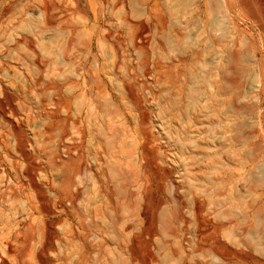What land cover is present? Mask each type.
<instances>
[{
    "label": "rangeland",
    "instance_id": "rangeland-1",
    "mask_svg": "<svg viewBox=\"0 0 264 264\" xmlns=\"http://www.w3.org/2000/svg\"><path fill=\"white\" fill-rule=\"evenodd\" d=\"M57 1V0H56ZM55 0H54V3L56 2ZM80 1V3H79V8L84 12V14H82V13H80L79 15H77V14H73V11L72 10H74V1L72 0H59V1H57L58 2V4H59V2H60V6H61V8H62V5L64 6V8H62L61 9V13L63 14V12H68V11H72L71 13H69L68 12V14L66 15L65 13V15H64V17L61 19L63 22H64V25H63V27L64 28H68L67 30H69V31H71L72 33H71V38L73 37L74 39L76 38L77 40H74L73 38V42H75L74 43V46H76V45H79L78 47H76V50H74L75 49V47H74V51H79L80 53H79V56H78V61H79V65H80V67L82 68L80 71H79V73H78V77L79 78H81L80 80H79V78H78V82H79V84H80V87H83V88H80L81 89V91L83 92V90H84V87H85V90H84V92L85 93H88V91L90 92L91 91V89H93V88H96L98 85H105V86H110V87H114V86H116V85H118V82H115L116 80H115V77L113 78L112 77V79H109V77H111L112 75H110V74H104L103 75V73H102V70H99V69H101V67H102V65H101V62H100V60H99V55H100V53H98V52H101V51H87L88 50V46L90 45V44H92L93 43V41H94V35H95V37L97 36V34H99V32L101 33L104 29L105 30H107L108 29V32H110L112 35H116V33H117V36L119 37V40L122 42V43H125L124 45H125V47L127 46V51H121L122 53H124V54H121L120 56L122 57L123 55H124V59L125 58H127V59H125V61L129 64V66L132 68H135V69H131V73H133L132 75L129 73L128 74V76L129 77H125V78H128L129 79V81H128V79H126L127 81L126 82H128L127 84H129V86L131 85V86H134V87H131L132 88V90H133V88H135L134 90H135V94H137V95H135V96H137L136 97V99L138 98V102H137V100H136V102H137V105H138V103H139V105L141 104V106L139 107V105L137 106V107H135L133 104H132V107L131 106H127L126 107V105H127V103L125 102L127 99H123V100H121V103L123 102L124 104H121L122 106H124L125 107V111L127 112V114L125 115H123L124 117H125V119L124 118H122L123 116H120V118H117V117H115V118H112L113 120L114 119H116V120H112L111 118H110V120H109V118H107V120H109L108 122L111 124L112 123V125H113V127H110V126H112V125H110L109 123H107V124H109L108 126H107V124H106V122H107V120L106 119H104V116H102V115H100V114H98V115H100V117L99 116H97L96 118L98 119H96L95 117V119L98 121H96V126H97V131H99V130H103L104 129V127H105V129L103 130L104 132L102 133V131H100V132H94V130H96V127H95V129H93V128H91V125H90V122L87 120L88 118H90V117H88V104H89V101H87V99H85V101L83 100L82 101V104H80V108L81 109H79V111H75L74 110V108H72V106H71V108H70V111L68 112V113H66L65 111H60L59 113H58V118H60V129H62L63 131H64V133L63 134H66V135H64L63 136V134L62 135H60V133H58V132H55V134L56 133H58L60 136L58 137V136H56L54 133V138H56L57 139V142L54 144L53 143V145H55V147L52 145V147H54V149L51 147V149H53V152H50L51 153V156H52V153H54V151H58V153L61 155V157H62V159L65 161V158H66V161H68L67 159H69V161H70V166L72 165L73 167H70L69 168V165H68V162H66L65 161V164H66V166H65V168L67 169H65V172H64V175H65V177L66 178H68V179H70V180H72V182L70 181V180H68V182L70 181V183H69V187L67 188V193L68 194H70V195H68L67 193H66V196H69V197H67L66 198V200L68 199L69 200V202H68V200L67 201H65V209H64V214L63 213H61V211L60 210H56V211H54L55 212V214H53L52 216H49V218L48 219H50V220H58V218H59V220H60V223H62L63 221H62V219L64 220H66L65 222H63V224H65V223H67V225H69V226H67V225H63V224H60V223H58V224H56V226H55V229L56 230H54V232L55 233H57V235H59L58 236V239L59 240H57V241H55L53 244V247L55 248V256L53 257V256H51V254L50 255H48L51 259H53V260H55L56 259V256H58V258H61V259H63V261L64 260H68L69 259V262L71 261V259H70V257H71V255H70V251H69V249H68V247H66V249L65 250H63L64 248H65V246H67V244H66V240L65 241H63L64 239H66V235L65 234H69V231H70V227H72V229L74 230V232L76 233V234H78V236H79V239H80V237H82V241H81V239H80V242H81V244H82V242H84L82 245V247H83V254H84V259H82V261H81V263L80 264H95V263H97V262H101V263H103L105 260L106 261H111V264L113 263V264H116V261H117V259H118V256H117V250H118V248L117 247H119L120 245H116V242L117 241H119V243H120V239L119 238H121V237H119L118 238V236L117 235H115V234H113V233H111L110 232V225H109V227H107V223H105V221L107 222L108 221V224H109V220H108V218H110V216L111 215H109V217H108V214H110V213H112L113 212V210H110V211H108V213H105L106 211H104L105 209H104V207L106 206V204H110V206H111V208L112 209H114V214H112V216H114V219H116L117 218V215H119V210L120 209H117V208H119V206H121L120 208L122 209V208H124L125 207V209H126V211H127V216H128V220H132L131 222L130 221H128V226H129V233H128V235L130 236V237H128L127 239H130L129 241H127V242H129V244H127V248H128V259H129V264H164V263H166V264H173V262H171L170 260H168L167 262H164V260H165V257L166 256H169L170 254H172V253H174L175 252V254L177 255V254H179L177 257H178V259H179V261H182V258H183V261H186L187 262V264L189 263V264H197V263H199V264H220L219 263V260H217L216 261V259H215V257H214V255L213 256H211V254H210V256H209V253H207V255L206 254H204L203 253V256H201V254L200 255H198V253L197 252H194V250H193V242H195L194 243V245L196 244V242H197V240L201 237V235H204V236H202L203 237V239H204V241L206 242V240L205 239H208L207 241L208 242H206V243H209V241L210 242H212L213 240H214V238H215V234H214V232H212L213 230H212V225L214 226V222H216V223H218V224H222V221L221 220H223V219H225L227 216V218H226V220H224L223 221V225H225V227H231L230 225H232V223H233V225L232 226H234L235 225V223L237 224V227H241L240 229H242L244 232V234H243V238H242V240H245V241H243V247H239L240 249H242V250H239V248H236L237 250H239V251H242L241 252V255L240 256H237L236 257V255H234L233 253H232V247H231V245H230V242H229V240H228V238L227 239H225V237L227 236H229V235H225V234H223L224 235V237H223V235L221 236V237H223V238H221V239H223L222 241L223 242H227L226 244H224V248H223V251L225 252L224 254V256L225 257H227V255H228V257L227 258H225V260H223L224 262L223 263H221V264H264V249H263V247H264V0H229V8H228V10H225V14L223 15V17H222V20H224V23H223V25H224V31H225V35H226V44H227V53H228V55H229V53H230V51H231V49H232V51H237L239 54H238V58L236 59L237 61H233V62H231V60L227 57L226 58V62H227V64H226V78H227V80L229 81V79H232V80H235L234 82H236V84H237V87H238V90H237V92L238 93H240L239 95H238V98H237V101H239V102H237V104H238V106L240 107V117H238V121L239 120H242V121H239V122H241V126L242 127H240V132H241V134H244L243 136H244V138H243V147L244 148H242V157L244 158H242V160H244V161H241V166H242V171H241V169H239V170H236V171H234V170H232V168L230 167V166H224L223 165V163L225 164V162L224 161H222V163H220L219 164V160H220V156L218 155V154H220V151L218 152V150H220V148H218L217 146H219V144L221 143V144H223V143H226V146H227V148H228V145H229V143H228V141H227V136L229 135V133L227 134V136L226 135H224V134H221L222 136H225V138H226V141L224 142L223 141V139H221L220 138V136H219V134H218V137L222 140V142L221 141H218V139H217V135H216V133L218 132V130H219V128L220 127H217V128H212L211 127V125L208 123V121L207 122H204V120L203 119H199L198 121L199 122H201L200 124L199 123H195L194 121V123L192 122V120L193 119H191V117L192 116H190V117H188L189 119H191L190 121L189 120H187V119H185V118H187V117H183V118H181L180 116H178L179 118H181L180 120H178L177 119V117H176V115H174L175 117L173 118L172 116H167V115H165V114H163L162 115V112H160L158 109V111L161 113L160 114V116H158V114H159V112L157 113V116L155 115L156 114V109H154L153 110V108H159V106H161L160 108H163L162 106L164 105V102H161V101H163V99L162 98H160V97H158L159 99H160V102H158L157 103V101L159 100L157 97H154L155 95H156V93H158V91H156V90H159V89H157L161 84H160V82L158 81V82H156L155 81V84H154V80L153 79H155L156 80V78H153L152 79V77H155V75L154 76H151V75H153V73L151 72L150 74H148L149 76L147 77L146 75L147 74H143L144 73V70H143V68H142V65L140 66V64H142V54H140V53H142L143 52V50H144V52L147 54V55H149V62H150V64L152 63V62H155L156 61V59H155V54L158 56V58L157 59H160L161 57L159 56V54L156 52V51H154V45L153 44H151V42H152V37L154 36V34L152 33L153 31V29H152V23L150 24V31L148 30L147 31V34H146V36H148V37H146L145 36V34L144 33H146V32H144L142 35H143V37H146V39H148V40H146L145 42L146 43H144V44H142L141 46H142V48L141 49H143L142 51L140 50V53H136V52H139V51H134V50H132V48L130 47V41H129V37H128V30L124 27V26H122V25H120L121 24V21L119 20V17H118V14H116V13H114L115 15L114 16H111V15H113V14H111L112 12H115L114 10H112L113 9V4L114 3H116V2H114V1H116V0H94V3H93V1L92 0H79ZM91 1V2H90ZM190 1V2H189ZM192 1V2H191ZM197 1V2H196ZM196 1H194V0H188V3H187V8L184 6H181V9H180V6L179 7H175V11H173L170 15H173V18H172V16H170V15H167V17H166V23H167V25H170L169 27H170V30H168V32H169V34H170V36L172 35V33H171V31L172 30H174V29H176V30H178V31H180L181 30V32L183 33V34H185L186 33V31L188 32V35H191L192 37H196L197 36V34L200 32V22H199V20H198V14H197V12H196V10H197V8H196V4H198V0H196ZM1 2H2V4H1ZM50 2V0H0V6H7V7H9V6H12L13 7V10H12V14L14 15V16H16V15H18V12H20L19 10L20 9H24L23 7H24V5H26L25 6V8L27 7V5H28V7H30V10H31V7H32V12L33 11H35L34 12V16H36L35 18H37V22L38 21H41V18L43 19V17L41 16V17H39L40 15H38V13L40 12V10L42 9V7L45 5V4H47V3H49ZM101 4H100V3ZM196 2V3H195ZM236 2V3H235ZM3 3H4V5H3ZM44 3V4H43ZM73 3V4H72ZM92 3V4H91ZM96 3V4H95ZM112 3V4H111ZM190 3H192V4H190ZM193 3H194V5H193ZM56 4V3H55ZM64 4H66V5H64ZM81 4V5H80ZM190 4V5H189ZM30 5V6H29ZM43 5V6H42ZM69 7H68V6ZM73 5V6H72ZM92 5L94 6V7H92ZM192 5V6H191ZM244 7H243V6ZM41 6V7H40ZM82 6H83V8H82ZM97 6V7H96ZM102 6V10H101V7ZM105 6V7H104ZM109 6V7H108ZM111 6V7H110ZM65 7H67V8H65ZM72 7H73V9H72ZM84 7H86V9H84ZM246 7V8H245ZM250 7V8H249ZM11 8V7H10ZM33 8H34V10H33ZM70 8V9H69ZM106 8H108V11L106 10ZM248 8V9H247ZM12 9V8H11ZM63 9H66V11H63ZM94 9H95V11H94ZM104 9H105V12H104ZM110 9H111V11H110ZM183 9V10H182ZM243 9V10H242ZM244 9H246V10H244ZM177 10V11H176ZM178 10H180V13H179V11ZM185 10V11H184ZM187 10V11H186ZM248 10H250V11H248ZM11 11V10H10ZM14 11V12H13ZM17 11V12H16ZM86 11V12H85ZM92 11H94V12H96V14H94ZM101 11V12H100ZM185 12L184 14H183V12ZM194 11H195V14H194ZM248 11V12H247ZM15 12L17 13L16 15H15ZM31 12V11H30ZM89 12V13H88ZM110 12V13H109ZM187 12V13H186ZM228 12V13H227ZM37 13V14H36ZM102 13V14H101ZM104 13V14H103ZM175 14V18H174V14ZM188 13L191 15H194V17L191 15V17L188 15ZM71 14V15H70ZM107 16H106V15ZM109 14V15H108ZM37 15H38V17H37ZM72 15H74L73 16V18H72ZM86 15H87V17H89L87 20H86ZM94 15H96V16H94ZM103 15H105V16H103ZM188 15V17H186ZM71 16V17H70ZM83 16V17H82ZM101 16V17H100ZM171 18H170V17ZM176 16H178L177 18H176ZM8 17V16H7ZM6 16L5 17H1V18H3V19H5V20H7L6 18H7ZM65 17H66V19H65ZM77 17V18H76ZM104 17V18H103ZM107 17V18H106ZM116 17V18H115ZM193 17V18H192ZM196 17V18H195ZM96 18V20H94ZM112 18V19H111ZM169 18V19H168ZM181 18H183V21H185V22H182V19ZM186 18V19H185ZM187 18H191V20H189V19H187ZM195 18V19H194ZM224 18V19H223ZM40 19V20H39ZM103 19H104V21H103ZM107 19V20H106ZM173 19V20H172ZM174 19H175V21H178L179 23H181L182 25H189V24H191V25H193L192 27H191V25H189L188 27H182V25L181 24H179L178 22V24L174 21ZM176 19H179V20H176ZM185 19V20H184ZM60 20V21H61ZM65 20V21H64ZM172 20V21H171ZM189 20V21H188ZM193 20V21H192ZM75 21H76V23H75ZM95 21V22H94ZM98 21H99V23H98ZM106 21H107V25L105 24L106 23ZM192 21V22H191ZM199 23H198V22ZM62 22V23H63ZM174 22V23H173ZM0 23H1V20H0ZM10 24L8 21L4 24H2V26L4 27V25L5 26H8V24ZM42 23V21L39 23L38 22V24L36 23V26H38V25H40ZM99 24V26L97 27V24ZM103 23H104V25H103ZM176 23V24H175ZM186 23V24H185ZM193 23V24H192ZM94 24H95V26H94ZM109 24V25H108ZM112 24V25H111ZM175 24V25H174ZM226 24V25H225ZM166 25V26H167ZM178 25H180V27L178 26ZM32 26V25H31ZM34 26V25H33ZM30 27L29 26V31L28 32H30V34L32 33V36L31 35H29V36H31V38L33 39L32 40V42H33V44H34V46H33V51L34 52H36V55H37V57H38V55H39V53H40V56L38 57V60H39V58H40V60L42 61H40L39 60V62H41L42 63V67H41V69L39 70V71H37L38 73H35V74H37V75H35L34 73H29L28 71H27V69H26V67H25V65H24V67H22L23 66V64H22V66H21V64H20V62L18 61H15L16 63H14L13 64V66H14V70H15V72H13V70H10V72H11V74L13 75V74H15L14 76H15V78H14V80L12 81V86H13V88L16 90V91H14V89H12V93L16 96V98L14 99V101L12 102V103H10V102H8L7 100H5V99H3L2 101L3 102H1V100H0V112L1 111H3L2 113H0V137H1V141L2 142H0V145L2 146H0V166H2L0 169H7V170H9V167L12 165V164H15L16 162H17V164H19V163H21L22 162V160H21V158L17 155V153H16V149L19 147V146H22V147H24V145L26 144H28L29 146H26V147H24L31 155H35V156H33L34 158H35V160L36 161H38L37 163H39L40 165H42L43 167L46 165V159H45V156H43L42 154H41V152H39V149H40V146H38L37 144H39V143H37L36 141H35V136H36V134L38 133V131L39 130H42V128H44L43 126H47L49 123H50V121L52 122L53 121V119H52V117H50L48 120L46 119V118H44L43 117V114H41L42 112H40V111H44V113H48V112H50V113H52V112H54V107H53V101L52 100H50V98H49V94H46L44 97V99H45V101H47V99H48V101H47V103L46 102H44V106L42 107V106H40L39 105V103L36 101V102H34V99H31V100H29V101H26V103H25V100L23 101V97H22V95H21V93L20 92H18L17 91V89L18 88H23L24 89V87H26V85L27 84H30L32 81H34V78H36V77H40L41 78V80H48L49 78L48 77H50V79L52 78V80L54 79V81L56 82V83H58L60 80L59 79H61L60 78V74H59V70H60V72L61 71H65V68L60 64L59 66H60V68L61 69H63V70H61L60 68H59V66H58V64H57V62L58 61H60V59L58 58V57H60L61 58V55H59L57 52L58 51H62V46H63V43H64V40H65V38H59V40L57 41V44H54V43H50L49 41V35L47 34L46 35V33H45V35L44 34H41L40 33V31H39V28L38 27ZM66 26V27H65ZM94 26V27H93ZM103 26V27H102ZM107 26V27H106ZM70 27V28H69ZM74 27H76V28H74ZM122 27V28H121ZM169 27L167 26V28L169 29ZM35 30H34V29ZM95 28V29H94ZM101 28H102V30H101ZM109 28H112V29H109ZM114 28V29H113ZM124 28H125V31H127V33L124 31ZM185 28H188V29H186L185 30ZM33 29V30H32ZM38 29V30H37ZM77 29V30H76ZM91 29V30H90ZM122 29V30H121ZM172 29V30H171ZM190 29H191V31L193 30V31H195V32H190ZM36 30H37V32H36ZM86 30V31H85ZM110 30V31H109ZM183 30V31H182ZM199 30V31H198ZM232 30V31H231ZM35 31V32H34ZM77 31H78V33H77ZM88 31H90V32H88ZM94 31V32H93ZM184 31H185V33H184ZM38 32H39V34H38ZM113 32V33H112ZM123 32H125V33H123ZM11 33H13L14 34V32H9V34L10 35H8V32H4V33H1L0 32V53L1 52H3V51H5L4 53H2V54H8V55H10L9 53L11 52V51H13L12 52V54L14 53V55H15V51H18V50H16L15 48H14V43H13V41H14V38H15V36L13 35V34H11ZM73 33H77V34H73ZM87 33H89V34H87ZM91 33H92V35H91ZM94 33V34H93ZM118 33H119V35H118ZM191 33V34H190ZM233 33V34H232ZM187 34V33H186ZM5 35V36H4ZM8 35V36H7ZM43 37H42V36ZM73 35V36H72ZM90 37H89V36ZM240 35V36H239ZM41 37V38H40ZM90 38H91V40H90ZM13 40V41H12ZM153 40H154V37H153ZM172 40V39H171ZM78 41V42H77ZM173 42H171V51H172V54L171 53H169L171 56H173V57H171L169 54V56H170V58L172 59V60H178V59H184V57H185V55H187V51H185L186 50V48H185V45H184V47L182 46V44L180 45V44H178V43H176L174 40H172ZM91 42V43H90ZM127 43V44H126ZM174 43V44H173ZM89 44V45H88ZM173 44V45H172ZM177 45H179L178 46V50L180 49V52L179 51H175V50H177L176 49V46ZM180 47V48H179ZM187 47V46H186ZM59 48V49H58ZM185 48V49H184ZM14 49V50H13ZM129 49V50H128ZM153 49V50H152ZM183 49V50H182ZM235 49V50H234ZM73 50H71V51H73ZM6 51H8V53L6 52ZM21 51V50H20ZM23 51V50H22ZM37 51H40V52H37ZM42 51V52H41ZM45 51V52H44ZM52 51V52H51ZM184 51V52H183ZM50 52V53H49ZM104 52V51H103ZM120 52V51H119ZM120 52V53H121ZM143 52V53H144ZM154 53V58H153V53ZM156 52V53H155ZM178 52H179V54H178ZM186 53V54H183V53ZM56 53H57V55H58V57H57V55H56ZM68 53H70V51H68ZM93 53V54H92ZM104 53H106V54H108V55H106L105 54V56H106V58L108 57L109 59L107 60L109 63H107V64H110L111 62H112V55H110V52H107V51H105ZM174 53H175V55H176V57H175V55H174ZM12 54L10 55V56H12ZM43 54V55H42ZM90 54V55H89ZM99 54V55H98ZM178 54V55H177ZM55 55H56V57H55ZM68 55V54H67ZM70 55V54H69ZM68 55V56H69ZM94 56V57H93ZM95 56H97V57H95ZM110 56V57H109ZM128 56V57H127ZM156 56V57H157ZM178 56V57H177ZM181 56V57H180ZM43 57H44V59H43ZM45 57H47V58H45ZM140 57H141V59H140ZM94 58H96V59H94ZM98 58V59H97ZM111 58V59H110ZM128 58H129V60H128ZM151 58H152V60L153 59H155L154 61H152L151 60ZM54 59L56 60V61H54ZM58 59V60H57ZM140 59V60H139ZM44 60H46V61H44ZM52 60H53V64H52ZM87 60V61H86ZM90 60V61H89ZM128 60V61H127ZM151 60V61H150ZM242 60V61H241ZM96 61V62H95ZM137 61H141V63H139V62H137ZM167 61V60H166ZM44 62V63H43ZM46 62V63H45ZM47 62L49 63V64H47ZM56 62V63H55ZM85 62H86V64H85ZM98 62V63H97ZM97 63V64H96ZM20 64V65H19ZM44 64H46L47 65V67L44 65ZM56 64V65H55ZM95 64V65H94ZM133 64V65H132ZM234 64V65H233ZM50 65V66H49ZM52 65V66H51ZM87 65V66H86ZM43 66H45V68H47L46 70H44L45 68L43 67ZM54 66H56L55 68H54ZM58 66V67H57ZM86 66V67H85ZM98 66V67H97ZM17 67V68H16ZM20 67V68H19ZM49 67V68H48ZM55 69V71H57L56 69H58V71H57V73L54 71V69ZM84 68V69H83ZM182 66H181V70H182ZM51 70V71H50ZM85 70V71H84ZM141 70V71H140ZM181 70H180V72H181ZM28 72L29 74H30V77L28 78V73L26 74L25 72ZM94 71V72H93ZM100 71V73H98V76H99V78L100 79H98V77H97V73L95 74V72H99ZM40 72H42V74L40 73ZM51 72V73H50ZM54 72H55V74H54ZM67 72V71H66ZM87 74H86V73ZM91 72V73H90ZM7 73V72H6ZM23 73H25V74H23ZM45 73V74H44ZM85 73V74H84ZM92 73L93 74H95V75H92ZM54 74V75H53ZM82 74V76L80 77V75ZM84 74V75H83ZM89 74H91V76L89 75ZM26 75H27V77H26ZM31 75H35V76H31ZM46 75H50V76H48V77H46ZM56 75V76H55ZM135 76V77H132L131 78V76ZM144 75L146 76V77H144ZM22 76V77H21ZM58 76V77H57ZM69 76H71L70 74H69ZM89 76V77H88ZM71 77H73L74 78V76H71ZM108 79H107V78ZM23 78V79H22ZM45 78V79H44ZM95 78V79H94ZM104 79V81H103V79ZM105 78H106V80H108V81H110V80H113V81H110V83L109 82H106L105 81ZM134 78V79H133ZM29 79H31V80H29ZM90 79V80H89ZM98 79V80H97ZM131 79V80H130ZM141 79V80H140ZM87 80V81H86ZM181 82V79H180V76H178V78H177V80H176V84H179L180 82ZM31 81V82H30ZM97 81V82H96ZM131 81V82H130ZM227 81V82H228ZM94 82V83H93ZM106 82V83H105ZM112 82H114L113 84H112ZM153 82V83H152ZM25 83V84H24ZM101 83V84H100ZM150 83H152V84H150ZM159 84V86L156 88V86H154V88L152 87V88H150L151 87V85L153 86V85H156V84ZM32 84V83H31ZM98 84V85H97ZM107 84V85H106ZM149 84V85H148ZM86 85V86H85ZM97 85V86H96ZM146 85V86H145ZM88 86V87H87ZM90 86V87H89ZM92 86V87H91ZM94 86V87H93ZM150 86V87H149ZM252 86V87H251ZM148 87H149V89H148ZM161 87V86H160ZM159 87V88H160ZM91 88V89H90ZM155 88H156V90H155ZM254 88V89H253ZM87 89V90H86ZM143 89L145 90V91H143ZM155 90V92H154V90ZM161 89V88H160ZM65 90L66 89H64V93H65ZM148 90V91H147ZM151 91V93H150V91ZM115 92H117V91H115ZM148 92V93H147ZM152 92H153V94H152ZM119 92H117V94H118ZM147 93V94H146ZM155 93V94H154ZM17 94V95H16ZM151 95L153 96V97H151ZM148 96V97H147ZM17 97H18V99H17ZM19 97H22V98H19ZM152 98H153V100L155 101H153L152 100ZM18 101H17V100ZM20 100V101H19ZM226 101L227 102H229L228 101V99H226ZM21 102V103H20ZM31 102H33V103H31ZM48 102H50V103H48ZM85 104H84V103ZM86 102H88V103H86ZM128 102V105H131V103H129V101H127ZM3 103V104H2ZM28 103V104H27ZM157 103V104H156ZM162 105H161V104ZM46 104H48V105H46ZM87 104V105H86ZM14 106V107H11V106ZM27 105V106H26ZM33 105V106H32ZM37 105V106H36ZM39 105V106H38ZM47 107H46V106ZM83 105V106H82ZM156 107H155V106ZM159 105V106H158ZM228 103H227V105H226V107H224L223 108V110H222V112L220 111V119L223 117V119H222V121H224V120H229L230 122H231V125H232V123L234 124V122H235V120L233 121L232 120V117H231V112H230V110H229V107H228ZM27 108H26V107ZM85 106H87V107H85ZM32 107V108H31ZM34 107V108H33ZM37 109H36V108ZM83 107V108H82ZM130 107V108H129ZM143 108V110H141L142 108ZM14 108V109H13ZM44 108V109H43ZM51 108V109H50ZM142 111V112H144L145 114H147V115H139V109ZM29 109H30V111H29ZM31 109H33V110H35L34 111V113H33V110H31ZM49 109V110H48ZM83 109V110H82ZM129 109V110H128ZM136 109V111L138 112H136V111H134ZM152 110V112H151V110ZM225 109V110H224ZM39 110V111H38ZM80 110H81V112H80ZM131 110V111H130ZM145 110V111H144ZM147 110H149L148 112H147ZM229 110V111H228ZM246 110H248V111H246ZM83 111V112H82ZM155 111V112H154ZM5 112V113H4ZM13 112V113H12ZM14 112H16L15 113V115H14ZM33 114H32V113ZM73 112V113H72ZM87 112V113H86ZM5 115H4V114ZM29 113H31V114H29ZM62 113H64V114H67L66 116L67 117H63V116H65L64 114H63V116H61L62 115ZM71 113V114H70ZM75 113H76V115H75ZM80 113V114H79ZM132 113V115H130ZM135 113V114H134ZM137 113V114H136ZM152 115H151V114ZM228 113V114H227ZM2 114H3V116H2ZM37 114V115H36ZM61 114V115H60ZM70 114V115H69ZM78 114H79V116H78ZM86 114H87V116H86ZM129 114V116H127ZM148 114H149V116H148ZM223 114V115H222ZM17 115V116H16ZM42 115V117H40ZM75 115V116H74ZM91 115V113L89 114V116ZM134 115H136V116H134ZM138 115V116H137ZM163 117H162V116ZM230 115V116H229ZM14 116V117H13ZM39 116V117H38ZM70 116V117H69ZM72 116V117H71ZM94 116H96L95 114H94ZM101 116H102V118H101ZM127 116V117H126ZM7 117V118H6ZM36 117V118H35ZM76 117H80L79 119L78 118H76ZM83 117H84V119L86 118V120H87V122H86V120H85V122H83L84 121V119H83ZM138 117V118H137ZM140 117L142 118V119H140ZM147 117H149V118H147ZM154 117V118H153ZM157 117V118H156ZM168 117V118H167ZM170 117V118H169ZM14 118V119H13ZM25 118V119H24ZM39 118L41 119V121L39 120ZM46 119V120H44V119ZM71 118V119H70ZM146 118V119H145ZM160 118H162V119H160ZM16 119V120H15ZM34 121H33V120ZM52 119V120H51ZM62 119H70V121L68 122V123H66V124H64L65 122H61L62 121ZM77 120V122H78V129H76L75 130V128H73L74 126L72 125V123H71V121L72 120ZM83 119V120H82ZM118 119H120V120H118ZM148 119V120H147ZM38 120V121H37ZM44 120V121H43ZM79 120V121H78ZM81 120V121H80ZM114 122H112V121ZM118 120V121H117ZM138 120H141V121H139V122H142V123H139L138 122ZM144 120V121H143ZM201 120H203V122L201 121ZM36 121H37V123L40 121V123H44V125L43 124H41L40 125V123H39V125L36 123ZM48 123H46V122ZM148 121V122H147ZM160 121H161V123H160ZM206 121V120H205ZM212 121V120H211ZM229 121H227L226 123H227V125L228 124H230V122ZM233 121V122H232ZM10 122V127L9 126H7L8 125V123ZM103 122V123H102ZM122 122V123H121ZM137 122H138V126H137ZM144 122V123H143ZM191 122V123H190ZM245 122V123H244ZM15 123V124H14ZM25 123H27V124H25ZM47 125H46V124ZM85 123H87V124H85ZM117 123V124H116ZM119 123H121V124H119ZM165 123V124H164ZM188 125H187V124ZM193 123V125L194 126H192L191 124ZM203 123H206L207 124V126L206 127H203L204 125H206V124H203ZM5 124V125H4ZM30 124V125H29ZM70 124V125H69ZM80 124H82L81 125V127H80ZM140 124H141V126H140ZM143 124V125H142ZM185 124V125H184ZM191 126H190V125ZM208 124H209V127H208ZM14 125L15 126V128H18V129H16L15 130V128H13L12 126ZM17 125V126H16ZM26 125V126H25ZM33 125H37L36 126V130H35V126H33ZM65 125V126H64ZM84 125L85 126H87V128L86 127H84ZM100 126V128L101 129H98L99 128V126ZM103 125H106L107 127H108V129L109 130H111L112 128L114 129V130H116V131H118L117 133H115L116 134V136H115V134H114V132H113V134H112V131H109V132H111V134H110V136H111V139H113V142H114V144H112L111 146L112 147H115V148H112V149H110V148H103L102 147V145H104V143H102L103 141H104V138H103V136H104V133L106 134V132L108 131V130H106V126H103ZM119 125V126H118ZM159 125V126H158ZM166 125H167V127H166ZM181 125V126H180ZM182 125H184V126H182ZM199 127V128H201L202 127V130L200 129V131L202 132H200V131H198L197 133L195 132L196 131V129H197V126ZM23 126V127H22ZM72 126V127H71ZM89 126H90V128L91 129H93V130H91L90 128H89ZM190 128H189V127ZM216 126V125H215ZM260 126V127H259ZM41 127V128H40ZM64 127V128H63ZM72 128V129H70V128ZM103 127V128H102ZM117 127H119V129L117 128ZM139 127V128H138ZM174 127V128H173ZM185 127V128H184ZM188 127V128H187ZM195 127H196V129H195ZM207 127H208V129H211L212 130V132H210V130L208 131V129H207ZM8 128H9V130H8ZM13 129V131H12V129ZM40 128V129H39ZM68 128V130L66 131V129ZM77 128V127H76ZM81 129V131H82V137L84 138V141L82 140L83 138L81 137V136H78L79 134H77V132ZM111 128V129H110ZM115 128H117V129H115ZM125 128V129H124ZM138 128V129H137ZM159 128H161V129H159ZM163 128V129H162ZM171 128H173V129H171ZM188 129V132H195L194 133V135H193V133H191L190 132V134L188 133L187 135H190L189 137L187 136V138H190V139H188V141L189 140H192V141H195V144H194V142H188V141H186L187 140V138H186V136H185V134L183 133V131L182 130H187ZM199 128H198V130H199ZM205 129V131H204V129ZM19 129L21 130V131H19ZM33 129H34V132H33ZM87 130V133H85V130ZM127 129H128V131H127ZM131 129H132V132H131ZM133 129H135V130H137V132L135 131V130H133ZM165 129V130H164ZM174 129H176V130H174ZM194 129V130H193ZM8 130V131H7ZM15 130V131H14ZM84 130V131H83ZM90 130H91V134H92V136H93V138H91L92 136H89V138L88 139H90L89 141H90V143H92V144H90L89 143V141H88V139L86 138V136H88L87 134H89V135H91L90 134ZM113 130V131H114ZM160 130V131H159ZM178 130H179V132H178ZM180 130H181V132H180ZM190 130V131H189ZM214 130V131H213ZM88 131H89V133H88ZM115 131V132H116ZM165 131V132H164ZM168 131V132H167ZM217 131V132H216ZM12 134H11V133ZM40 132V131H39ZM76 132V133H75ZM80 132V131H79ZM109 132L107 133L108 135H109ZM135 132H136V134H135ZM163 132V133H162ZM167 132V133H166ZM208 132H210V133H208ZM216 132V133H215ZM33 133V134H32ZM97 133H101L102 134V136H100L101 134H99L98 135V137H97V140H96V135H97ZM140 133V134H139ZM176 133V134H175ZM178 133V134H177ZM180 133V134H179ZM198 133H199V135H198ZM200 133L201 134H203L204 135V137L203 138H205V139H203V138H201V136H203V135H200ZM212 133V135L210 136L209 134H211ZM13 134H14V136H13ZM17 134V135H16ZM77 134V135H76ZM96 134V135H95ZM132 134H133V136H132ZM165 134V135H164ZM205 134H206V137L208 138V137H210V138H208L209 139V141L214 137L213 136V134H215L216 136H215V138H216V142H218V143H215V144H217V145H215V144H212V142L211 143H209V141H208V139L205 137ZM253 134V135H252ZM5 135H6V137H5ZM18 135H21L20 136V138L19 137H17ZM34 137H33V136ZM139 135V136H138ZM179 135V136H178ZM180 135H182V136H180ZM209 135V136H208ZM32 136V137H31ZM78 136V137H77ZM113 136H114V138H113ZM166 136V137H165ZM198 136V137H197ZM221 136V137H222ZM5 137V138H4ZM17 137V138H16ZM23 139H22V138ZM25 137V138H24ZM67 137V138H66ZM116 137V138H115ZM135 137V138H134ZM168 137V138H167ZM247 137V138H246ZM256 137V138H255ZM6 138H8V139H6ZM60 138L62 139V140H60ZM64 138H66L65 140H64ZM79 138H81V139H79ZM86 138V139H85ZM94 138H95V140H94ZM102 140H101V139ZM119 138V139H118ZM120 138L122 139L121 141H120ZM224 138V139H225ZM253 138V139H252ZM18 139H20V140H17ZM25 139V140H24ZM52 139H53V137H52ZM56 139H53L52 141L54 142V140H56ZM79 139V140H78ZM127 139V140H126ZM176 139H178L179 141L177 142L176 141ZM207 139V140H206ZM219 139V140H220ZM22 140H24V141H22ZM29 140V141H28ZM31 140H33V142L31 141ZM58 140L60 141L59 143H58ZM64 140V141H63ZM86 140H87V143H86ZM93 140V141H92ZM102 141V142H99V141ZM114 140H118L117 142H115ZM124 140V141H123ZM126 140V141H125ZM132 140V141H131ZM177 143H175L174 141ZM183 140V141H182ZM207 141V143H206V141ZM80 141V142H79ZM83 143H82V142ZM96 141L98 142L97 144H96ZM130 141V142H129ZM183 142V143H180V142ZM13 142V143H12ZM18 142H19V144H18ZM63 142V143H62ZM121 142H123V143H121ZM130 144H129V143ZM172 142V143H171ZM4 143V144H3ZM7 143H9V146H13V147H9V146H7L8 144ZM35 143H36V145H35ZM58 143V144H57ZM85 143V144H84ZM101 143V144H100ZM179 143V144H178ZM190 143H193V144H190ZM201 143V144H200ZM245 143V144H244ZM261 143V144H260ZM5 144H7L6 146H5ZM14 144V145H13ZM62 144H65V146H62ZM82 144V145H81ZM93 144H95L94 145V147H99L100 146V149L99 150H101V152L99 153V151L96 149V148H94L93 149V147H92V145ZM117 144H121V147H123V148H121L120 146H117ZM129 144V145H128ZM176 144V145H175ZM182 144H184V145H188V148L185 146L184 147V145H182ZM81 145V146H80ZM91 145V146H90ZM106 145V144H105ZM104 145V146H105ZM117 146V148H116V146ZM137 145V146H136ZM179 145H182V146H179ZM215 145V146H214ZM225 145V144H224ZM35 146H36V148H35ZM38 146V147H37ZM57 146H59V147H57ZM63 148H62V147ZM69 147V148H67V147ZM191 146H198L199 148H193V149H191L192 147ZM225 146V147H226ZM5 147V148H4ZM8 147V148H7ZM64 147H66L67 149H71L70 150V153L71 154H69V155H66L68 152H69V150L66 152L65 150V148ZM80 147V149H78ZM105 147H108V146H105ZM118 147H119V150H118V152H116V151H114L113 149H115V150H117L118 149ZM142 147H143V149H142ZM144 147H145V149H144ZM176 147V148H175ZM178 147H180V150H182V151H178ZM191 147V148H190ZM202 147V148H201ZM254 147V148H253ZM6 150L5 152L7 153V155L5 154V152L3 151L4 149ZM11 148H13V149H11ZM38 148V149H37ZM58 148H59V150L61 151V150H64V152L62 151V152H60L59 150H58ZM90 148H92V149H90ZM185 148V149H184ZM218 148V149H217ZM11 149V150H10ZM82 149V150H81ZM97 151H96V150ZM122 149V150H121ZM188 149V150H187ZM190 149V150H189ZM196 149V150H195ZM208 149V153L210 154H205L207 151H204V150H207ZM209 149H211L210 151H209ZM217 149V150H216ZM251 149H252V151H254V152H251ZM10 150V151H9ZM13 150V151H12ZM79 150H81V152H79ZM90 150L92 151V152H94V153H92V152H90ZM105 150H107L108 152L107 153H110L109 152V150H112L111 151V153L113 154V155H115L114 157L116 158V156L118 155V153L120 154V156L121 157H118L117 156V159H116V161H115V159H112L113 157V155H111V156H109L107 153H106V151ZM148 150V151H147ZM193 151V154L191 153V152H189V151ZM197 150H200L202 153H200V152H198ZM213 150V151H212ZM214 150H216V154L218 155V156H216V154H213V153H215V151ZM86 151H88V152H86ZM105 151V152H104ZM120 151V152H119ZM122 151V152H121ZM125 151V152H124ZM130 151H132L131 153H130ZM143 151V152H142ZM203 151H204V154H203ZM254 155H250V152ZM11 152V153H10ZM32 152V153H31ZM66 152V153H65ZM128 152V153H127ZM145 152V153H144ZM179 152V153H178ZM194 152H196V153H194ZM213 152V153H212ZM247 152H249V153H247ZM9 153V154H8ZM13 153V154H12ZM34 153V154H33ZM64 153V154H63ZM74 153V154H73ZM81 153H82V155H81ZM99 153V154H98ZM101 153H103V154H101ZM116 153V154H115ZM182 153H183V155H182ZM189 153V154H188ZM201 154V156H204L203 158L200 156V155H198V154ZM80 154V155H79ZM105 154H107V155H105ZM188 154V155H187ZM197 155V157H198V159H200V160H202V159H206V156H207V161L205 160V162L206 163H204L202 166H204L205 164L207 165V167H202L200 164L201 163H199V162H201L200 160L198 161V159H196V155ZM213 154V155H212ZM9 155H10V157H9ZM37 155H39V156H37ZM71 155V156H70ZM79 155V156H78ZM85 155V156H84ZM94 155H96L98 158L99 157H103L102 159L101 158H99V159H97V157L96 156H94ZM98 155H101V156H98ZM124 155V156H123ZM137 155V156H136ZM185 155V156H184ZM5 156H7V157H5ZM64 156H66V157H64ZM68 156H70V157H68ZM81 156V157H80ZM82 156H83V162H80L81 160L80 159H78V157H80L81 159H82ZM105 156V157H104ZM139 156V157H138ZM142 156V157H141ZM190 156L192 157V159L194 158L195 159V161H196V164H194V162H193V160L192 161H190V160H188V158L190 159ZM208 156H209V158H208ZM215 156H216V158H215ZM251 157V156H253V158L255 157V159H254V164H253V171L252 172H250L249 170H250V166H249V163H248V157ZM259 156V157H258ZM75 157V158H74ZM188 157V158H187ZM218 157H220L219 159H218ZM247 157V158H246ZM7 158V159H6ZM104 158H107V159H104ZM119 158V159H118ZM142 158V159H141ZM186 158V159H185ZM8 159H10V160H8ZM39 159H41V162H40V160ZM87 161H86V160ZM94 159H96V160H94ZM109 159H111V160H109ZM246 159V160H245ZM75 160V161H74ZM80 160V161H79ZM104 160L105 161H107V162H104ZM139 160V161H138ZM142 160V161H141ZM204 160H202L203 162H204ZM215 160H216V162H215ZM221 160H223V158H221ZM16 161V162H15ZM87 163H86V162ZM94 161V162H93ZM96 161V162H95ZM134 161V162H133ZM138 161V162H137ZM186 161V162H185ZM189 161V162H188ZM248 163V164H246V162ZM73 162H74V165H73ZM84 166V167H86V170L85 169H83L84 167L80 164V163ZM101 163V167L99 166V165H97L98 163ZM126 162V163H125ZM193 162V164H190V163H192ZM202 162V163H203ZM221 162V161H220ZM243 162L245 163V164H243ZM85 163V164H84ZM102 163H103V165H102ZM105 163H107V164H105ZM137 163V164H136ZM212 165H211V164ZM89 164H91V165H89ZM104 164L106 165V166H109V165H112L113 164V166H109V168L111 169V170H115V168H116V170L114 171L115 173H116V171L117 170H120V171H118L116 174L120 177V172H122L123 174H125L124 176H123V174L121 173V176L122 177H118L114 172L112 173L111 172V170L109 169L108 170V172H106L107 171V167H105L104 166ZM117 164V165H116ZM129 164V165H128ZM200 166H199V165ZM115 165V166H114ZM125 165V166H124ZM219 167H218V166ZM239 165V166H240ZM254 165H255V167H254ZM75 166V167H74ZM78 166V167H77ZM87 166H89L88 168H90V169H88L87 168ZM117 166V167H116ZM127 166V167H126ZM209 166H211V169H210V167ZM215 167V170H214V168L213 167ZM81 167V168H80ZM99 167V168H98ZM104 167V168H103ZM112 167H113V169H112ZM119 167H121L120 169H119ZM191 167V168H190ZM193 167V168H192ZM199 167V168H198ZM216 167H218V169H220V170H218ZM221 167H222V169H221ZM249 167V168H248ZM68 168H69V171H72V170H70L71 168H75L74 170H73V174H72V172H71V174H70V172H68ZM76 168L78 169V168H80V169H78L77 170V174L78 175H82L81 177L80 176H76L75 177V175H76V173H74V172H76ZM128 168V169H127ZM133 168V169H132ZM186 168H188V169H186ZM208 168V169H207ZM213 168V169H212ZM247 168H248V171H247ZM258 170H257V169ZM97 169V170H96ZM102 169V170H101ZM140 169V170H139ZM200 169H202V171L200 170ZM227 169V170H226ZM256 169V170H255ZM80 170V172L78 173V171ZM88 171L86 174L85 173H83V171ZM100 170H101V172L103 173L105 170V172L102 174L101 172H100ZM213 170H214V172H213ZM97 171H99L100 172V174H101V176H102V179H101V176L100 177H98V175H96L97 173L99 174V172H97ZM124 171V172H123ZM155 171V172H154ZM200 171V172H199ZM216 171V172H215ZM232 171H234L235 172V175L237 176H235L234 174H233V172ZM238 171V172H237ZM92 172V173H91ZM111 172V173H110ZM137 172V173H136ZM208 172V173H207ZM218 172V173H217ZM236 172H237V174H236ZM257 172V173H256ZM65 173H67V174H65ZM94 173V174H93ZM106 173V174H105ZM113 174V175H115L116 177H118L117 179L112 175L111 176V180H112V177H114V184H112L113 182L110 180V182H109V176L107 177L106 175H108V174ZM119 173V174H118ZM135 173V174H134ZM191 173V174H190ZM213 173V174H212ZM10 174L12 175V172H10ZM50 174H53V172H51ZM89 174V175H88ZM109 174V175H110ZM132 176H131V175ZM208 174L210 175V176H208ZM218 174V175H217ZM220 174V175H219ZM223 174H226V175H223ZM69 175H71L70 177H69ZM103 175H104V177L106 178V182H105V180L103 179L104 177H103ZM133 175H135V178H134V176ZM145 175V176H144ZM204 175V176H203ZM205 175H207V176H205ZM221 175H222V177H223V179H221L220 177H221ZM233 177H231V176ZM238 175H239V177H243V179H241V178H238ZM244 175V176H243ZM252 175V176H251ZM84 176V177H83ZM97 178H96V177ZM137 176V177H136ZM220 176V177H219ZM72 177H74L73 179H74V181H73V179H72ZM78 177V178H77ZM91 177H93L92 179H91ZM193 177V178H192ZM195 177H197V178H195ZM225 177H226V180H225ZM250 177V178H249ZM89 178V179H88ZM100 178V179H99ZM132 178H134L133 180H132ZM144 178V179H143ZM185 178H187V179H185ZM195 178V179H194ZM235 178V179H234ZM249 178V179H248ZM87 179V180H86ZM108 179V180H107ZM119 179V180H118ZM127 179H129V180H127ZM197 179V180H196ZM202 179V180H201ZM233 179V181H231V180ZM240 179V180H239ZM248 179V180H247ZM80 180H85V181H80ZM90 180V181H89ZM93 180H95V182L97 183H95L94 184V181ZM122 180L123 181H125V182H122ZM219 180H220V182H219ZM236 180V181H235ZM237 180L239 181V184H238V182H237ZM242 180V181H241ZM92 181H93V183H92ZM99 183H98V182ZM107 181H108V183H107ZM126 181H127V183H126ZM203 181V182H202ZM249 181V182H248ZM251 181V182H250ZM259 181V182H258ZM78 182V184L76 185V183ZM82 182H85L84 184L82 183ZM118 182H119V186L120 187H117V184H118ZM237 182V183H236ZM4 183V184H3ZM7 183V179H5L3 182H1V180H0V190H1V188H2V190H1V197H0V205H4V202H5V205L3 206H0L1 207V210H0V218L1 219H3L4 217L6 218H9V219H11V221L13 220V221H20L19 220V218L20 217H22L23 219L25 218V214H22V213H25V207L27 206V203L28 202H31L32 200H33V198L31 199V201H30V197L32 196V195H30L29 193H28V191H23V190H20V188H21V186L18 184V183H14L13 182V184H11V185H16V187L14 188V186H12V189H11V191H8L7 192V187H6V184ZM100 183H101V185H102V187L100 188ZM111 183V184H110ZM209 183V184H208ZM221 183H223L222 185H221ZM88 184V185H87ZM92 184H94V185H92ZM232 184V185H231ZM233 184H235V186H234V188H233ZM237 184V185H236ZM248 184H250L249 186H248ZM5 185V186H4ZM82 185V187H84L83 189H82V187H80ZM84 185V186H83ZM96 185V186H95ZM98 185V186H97ZM114 185V186H113ZM127 185V186H126ZM173 187H172V186ZM175 185V186H174ZM177 185V186H176ZM222 187H220V186ZM239 185V186H238ZM253 187H252V186ZM18 186V187H17ZM70 186H71V188H70ZM104 186V187H103ZM191 186V187H190ZM194 186H195V188H194ZM216 186V187H215ZM240 186L242 187V188H244V189H242V188H240ZM248 186V187H247ZM20 187V188H19ZM74 187H76L77 189H82V191H80V189L79 190H76V189H74ZM93 187H95L94 189H93ZM98 187V188H97ZM110 187H112V188H110ZM128 187V188H127ZM172 187V188H171ZM178 189H177V188ZM212 187H213V189H212ZM215 187V188H214ZM237 187V188H236ZM14 188V189H13ZM18 188V189H17ZM92 188V190H90ZM110 188V189H109ZM115 188L117 189V190H115ZM122 188V189H121ZM126 188V189H125ZM137 188V189H136ZM146 188V189H145ZM199 188V189H198ZM201 188V189H200ZM220 188V189H219ZM232 188V189H231ZM250 188V189H249ZM75 190V192L76 191H78L79 192V195L80 196H78V198H77V202H76V204H77V206L75 205V207H74V209H72L71 208V206H69V204H70V200H71V198H72V196L75 194V192H74V190ZM89 189V191H87V190ZM102 189V190H101ZM106 189V190H105ZM177 189V190H176ZM199 190V192H198V190ZM223 189V190H222ZM236 189H238V190H236ZM15 190L17 191L16 192V194L18 193V195H14V193H15ZM98 191L99 190V194L97 193V192H94V191ZM105 192H104V191ZM124 191V193H123V191ZM146 190V191H145ZM190 190V191H189ZM6 191V192H5ZM19 191V192H18ZM74 192V193H72V192ZM91 191H93V192H91ZM106 191H109V192H107L106 193ZM119 191V192H118ZM174 191V192H173ZM178 191V192H177ZM202 191V192H201ZM210 191V192H209ZM235 192V194H237V195H235L234 196V192ZM9 192H13V193H9ZM22 192V193H21ZM25 192V194H27L26 196L25 195H23V193ZM85 192V193H84ZM87 192V193H86ZM106 193V194H103V193ZM172 192V193H171ZM203 192H204V194H203ZM259 192V193H258ZM7 193V194H6ZM20 193V194H19ZM96 193V194H95ZM119 193H120V195H119ZM123 193V194H122ZM176 193V194H175ZM200 193H201V195H200ZM221 193H222V195H221ZM6 194V195H5ZM30 195V197H29V195ZM102 194V195H101ZM110 194V195H109ZM114 194V195H113ZM144 194V195H143ZM178 194V195H177ZM191 194V195H190ZM193 194V195H192ZM233 194V195H232ZM261 194V195H260ZM22 195V196H21ZM94 195H95V197H94ZM106 195V196H105ZM109 195V197L111 198H109V197H107ZM118 196V199H121L122 200V203H120L121 202V200H120V202L117 200V199H115L117 196ZM221 195V196H220ZM229 195V196H228ZM231 195V196H230ZM259 195V196H258ZM16 196H19V199H18V197H17V199L15 198ZM25 196V197H24ZM102 197V200H101V197ZM114 196H116V197H114ZM174 196V197H173ZM177 198H176V197ZM181 196V197H180ZM197 196V197H196ZM201 196V197H200ZM218 196H220V197H218ZM233 196V197H232ZM7 197V198H6ZM9 197V198H8ZM29 197V198H28ZM81 199H80V198ZM92 197V198H91ZM103 197H105L104 199H103ZM125 197H128L127 199L125 198ZM131 197V198H130ZM192 197H195V198H193V200H192ZM201 199V200H199V198ZM208 197V198H207ZM16 201H14L13 199ZM24 200H23V199ZM26 198H28L27 199V201H26ZM109 198V199H108ZM124 198V199H123ZM130 198V199H129ZM175 198H176V200H175ZM179 198H181V199H179ZM217 198H219V199H217ZM226 198V199H225ZM238 198H240V201L238 200ZM112 199H113V201H112ZM129 199V200H128ZM184 199V200H183ZM194 199H195V201L197 202L198 200L202 203V205L204 204V206H202V208H204L203 210H202V208H201V203L200 204H198V205H200V206H196L195 207V205H197L196 204V202L194 201ZM216 199H217V201L219 202H217L216 201ZM223 199H225L224 200V203L222 202V200ZM90 200V201H89ZM100 200V201H99ZM105 200H107V202L105 201ZM111 200V201H110ZM123 200H125V201H123ZM135 200V201H134ZM178 200H180V201H178ZM181 200H183V202H181ZM219 200H221V201H219ZM243 200V201H242ZM10 201H13V202H10ZM85 201H87V202H85ZM103 201V202H102ZM129 201V202H128ZM191 201V202H190ZM199 201L197 202V203H199ZM233 201H239V203L237 202H234L233 203ZM68 202V203H67ZM97 204V207L95 206V203ZM112 202V203H111ZM194 202V203H193ZM9 203V204H8ZM17 203V204H16ZM22 203V204H21ZM101 203V204H100ZM116 203H117V205H118V207H116ZM118 203H120V204H118ZM124 203V204H123ZM136 203V204H135ZM140 203H141V205H140ZM178 203H180V204H178ZM193 203V204H192ZM221 203V204H220ZM235 203H236V205H235ZM13 204H15V205H13ZM19 204V205H18ZM25 204V205H24ZM104 205V207L103 206H101V205ZM114 204V205H113ZM177 204V205H176ZM210 204V205H209ZM212 204V205H211ZM214 204H216L217 206H215ZM220 204V206H218ZM231 204V205H230ZM238 204V205H237ZM93 205V206H92ZM99 205V206H98ZM123 205H124V207H123ZM131 205V206H130ZM179 205V206H178ZM11 206V207H10ZM21 207V209H20V207ZM128 206V207H127ZM209 206V207H208ZM214 206V207H213ZM221 206H222V208H221ZM260 206V207H259ZM9 207V208H8ZM70 208V209H68V208ZM82 207H84V209L82 208ZM94 208V207H96L95 209H100L101 210V212L100 211H98V210H96V211H98V212H96V211H94L93 210V208L92 209H90L89 210V208ZM103 207V208H102ZM116 207V208H115ZM131 209H130V208ZM135 207V208H134ZM145 207V208H144ZM178 207H180V208H178ZM247 207V208H246ZM249 207H252V208H249ZM13 208V209H12ZM19 208V209H18ZM129 208V209H128ZM134 208V209H133ZM136 208H138V209H136ZM139 208H140V210H139ZM182 208V209H181ZM197 208V209H196ZM201 208V209H200ZM222 209V210H224V211H226L225 213L226 214H223L224 213V211H220L219 209ZM223 208H225V209H223ZM238 208V210H234V209H237ZM3 209V210H2ZM22 209H23V211H22ZM71 209H72V212H74L73 214H71L72 212H71ZM79 209V210H78ZM117 209V210H116ZM136 209V210H135ZM141 209H143V210H141ZM145 209V210H144ZM181 209V210H180ZM196 209V210H195ZM199 209V210H198ZM210 209V210H209ZM218 210L221 214H223V215H225V217H223V215H221L220 213V215L216 212V211H214V210ZM229 209V210H228ZM12 210V211H11ZM70 210V211H69ZM74 210V211H73ZM94 211L93 213H94V215H93V213H91V212H89V211ZM115 210H116V212H115ZM133 210V211H132ZM195 210V211H194ZM234 210V211H233ZM252 210V211H251ZM18 211H20L19 213H21L20 215H19V213H18ZM57 211H59L60 212V215H59V212L58 213H56ZM118 211V212H117ZM140 211L142 212H144L145 211V213L143 214V212L142 213H140ZM192 211V212H191ZM199 211V212H198ZM200 211H203V213L202 214H200L199 215V213H201ZM206 211V212H205ZM256 211V212H255ZM10 212V213H9ZM67 213V215H66V213ZM70 212V213H69ZM78 212V213H77ZM110 212V213H109ZM216 212L218 215H216V213L214 214V213ZM259 212V213H258ZM3 213V214H2ZM11 213H12V217H13V219H12V217H11ZM69 213V214H68ZM77 214V215H74V214ZM81 213V214H80ZM105 217H103L101 214ZM115 213H117V215L115 214ZM140 215H138V214ZM195 213H198V214H195ZM209 213V214H208ZM211 213V214H210ZM228 213V214H227ZM7 214H9L8 216H6ZM129 214V215H128ZM214 214V215H213ZM246 214V215H245ZM259 214V215H258ZM16 215V216H15ZM19 215V216H18ZM21 215H23V216H21ZM69 215V216H68ZM73 216V218H72V216ZM91 215V217H89ZM98 215L100 216V218H101V216L103 217V218H101L102 220H104V222H101L102 220H100L99 218H98ZM116 215V216H115ZM178 215V216H177ZM196 215H198V216H196ZM215 215H216V218H214L215 217ZM233 215H234V217H233ZM249 215V216H248ZM254 215H255V217H254ZM4 216V217H3ZM36 216V217H35ZM65 216H67V218H65ZM74 216H75V218H74ZM80 218H79V217ZM83 216V217H82ZM86 216V217H85ZM94 218H96L95 220H93L92 218L93 217ZM96 216V217H95ZM111 216V217H112ZM138 216V217H137ZM141 216H142V218H141ZM187 216V217H186ZM205 216V217H204ZM212 216V217H211ZM214 216V217H213ZM219 216H222L223 217V219H221V217H219ZM245 216H246V218H245ZM36 218V219H38L37 218V215H34V216H31V218H29V219H31V222H29L30 220H28V219H26V220H24L23 221V223L21 222V224H23V225H26L27 226V228L29 229V227L30 228H32L30 231H29V234H28V232L26 233H24L23 232V230L24 229H22V228H24V227H17V226H8V227H5V231H0L1 233H0V240H4L5 238H6V240L7 241H10V240H13V241H11L12 242V244L14 243V247H15V250H16V252H18V254H16V255H18L19 257H18V259H17V257H13L14 255H12V257H13V259L14 260H12L11 258L12 257H10L9 255H7V260L10 262V263H12V261L13 262H15V264H23L22 263V261L24 262V264H32L33 262H34V258H32V256L30 255H28L29 257H25L26 258V261H25V259H24V256H23V259L24 260H22V254H23V252L24 253H26V252H28V253H30V248L32 247L33 248V251H34V249H36L35 247H37V250H41L42 248V250H44V246L42 247V244L43 245H45V241L40 237L41 235H40V233H39V235H38V237H40L41 239H39L38 237H37V233L40 231L39 229H41V224H40V220L38 219V221H36V219H34V218ZM55 217V218H54ZM60 217H62V218H60ZM134 217V218H133ZM199 217H201V218H203V219H207L208 218V220L209 219H211V220H209L210 221V225H211V223H212V225L210 226V225H208V223H209V221L208 220H202V219H200ZM217 217H219L221 220H219V219H217ZM251 217V218H250ZM262 217V218H261ZM22 218H20V219H22ZM91 218V219H90ZM197 218H199V219H197ZM237 219V221L235 220V219ZM252 218H254V219H252ZM32 219L33 220H35V221H32ZM75 219V220H74ZM106 219V220H105ZM213 219H215V220H213ZM216 219H217V221H216ZM232 219H233V222H232ZM260 219V220H259ZM74 220V221H73ZM88 220V221H87ZM89 220H93V221H90L89 222ZM197 220V221H196ZM198 220H202L201 221V223H200V221H198ZM214 222H213V221ZM228 220V221H227ZM248 220V221H247ZM254 220V221H253ZM72 223V224H74V225H70L69 223ZM75 221H77V222H75ZM79 221H80V225H79ZM83 221V222H82ZM184 223H183V222ZM196 223H194V222ZM208 221V222H207ZM219 221H220V223H219ZM229 222V223H227V222ZM31 223V225L29 224V223ZM35 222V224H33ZM100 222L103 224V223H105V225L106 226H104V225H102V224H100ZM198 222L200 223V225H198ZM203 222L205 223V222H207V225H206V223H205V226L204 227H206V229H209L208 227H210L211 229H210V231H211V235H212V233H213V237H211V236H209V234L208 233H210V231L208 232L207 230H204L205 228L203 227ZM232 222V223H231ZM238 222H240V223H238ZM77 223V224H76ZM94 223V224H93ZM214 223V224H213ZM231 223V224H230ZM29 224V225H28ZM40 224V225H39ZM97 224V225H96ZM119 223L117 222L116 224H115V227L116 228H118L119 226ZM238 224H239V226H238ZM34 225V226H33ZM79 225V226H78ZM169 225V226H168ZM201 225H202V229H201ZM217 225V224H216ZM229 225V226H228ZM250 225V226H249ZM251 225H252V227H251ZM32 226V227H31ZM38 226H39V229H37L38 228ZM75 226V227H74ZM82 226H84V227H82ZM100 226V227H99ZM118 226V227H117ZM167 226V227H166ZM236 226V225H235ZM234 226V227H235ZM17 227V228H16ZM37 227V228H36ZM58 229H57V228ZM81 227H82V229H81ZM86 227V228H85ZM88 227V228H87ZM107 227V228H106ZM134 227V228H133ZM200 227V228H199ZM251 227V228H250ZM69 228V229H68ZM75 228V229H74ZM80 228V229H79ZM85 228V229H84ZM109 228V229H108ZM132 228V229H131ZM174 230H173V229ZM184 228V229H183ZM228 228H227V230H228ZM17 229V230H16ZM19 229V230H18ZM60 229V230H59ZM78 229V230H77ZM84 229V230H83ZM106 229V230H105ZM133 229H134V231H133ZM172 229V230H171ZM249 229H250V232H249ZM15 230V233L13 232V231ZM20 230L22 231L21 233H23L22 234V236L19 234L20 233ZM90 230V231H89ZM105 230V231H104ZM186 231V233H185V231ZM205 231V233H207V234H203V232ZM252 230V231H251ZM9 231V232H8ZM25 231V230H24ZM37 231V232H36ZM67 231V232H66ZM78 231V232H77ZM80 231L83 233V234H80ZM170 231V232H169ZM200 231V232H199ZM229 231V230H228ZM227 231V232H228ZM16 232H18V233H16ZM32 232H34V233H32ZM65 232V233H64ZM99 232V233H98ZM110 232V233H109ZM130 232H131V234H130ZM32 233V238L30 239V237L31 236H29L30 234ZM61 233V234H60ZM64 234V236H63V234ZM87 233V234H86ZM105 233V234H104ZM108 233V234H107ZM200 233V234H199ZM247 235H246V234ZM254 233V234H253ZM7 234H8V236H7ZM9 234H11V235H9ZM19 234V235H18ZM26 234V235H25ZM28 234V235H27ZM67 234V235H68ZM80 234V235H79ZM102 234H103V236H105L104 238H103V236H102ZM106 234L109 236H106ZM199 234V235H198ZM16 235H17V238H15L16 237ZM113 235H115L114 237H116L117 238V240H115V239H112L113 237ZM206 235V236H205ZM23 236H26L25 238H23ZM29 236V240L27 239V237ZM83 236H86V237H83ZM112 238H111V237ZM247 236V237H246ZM10 237V238H9ZM20 237V238H19ZM24 239H22V238ZM60 237V238H59ZM171 237V238H170ZM195 237V238H194ZM197 237V238H196ZM201 237V238H202ZM206 237V238H205ZM209 237H211V238H209ZM246 237V238H245ZM2 238V239H1ZM12 238V239H11ZM14 238H15V240H14ZM64 238V239H63ZM85 240H84V239ZM93 238V239H92ZM108 238V239H107ZM182 238V239H181ZM185 238V239H184ZM248 238V239H247ZM263 238V239H262ZM20 239V240H19ZM39 239V240H38ZM119 239V240H118ZM212 239V240H211ZM225 239V240H224ZM247 239V240H246ZM31 240H32V242H31ZM84 240V241H83ZM101 240H102V242H101ZM114 240V241H113ZM227 240V241H226ZM250 240V241H249ZM42 242V244L41 245H39V244H37V243H39V242ZM109 241V242H108ZM175 241V242H174ZM193 241V242H192ZM16 242V243H15ZM22 242H23V244H22ZM31 242V243H30ZM40 242V243H41ZM164 242V243H163ZM173 242V243H172ZM185 242H187V243H185ZM191 242H192V245H191ZM245 242V243H244ZM248 242V243H247ZM28 243H30V245H31V247H30V245H28ZM57 243V244H56ZM88 243V244H87ZM101 243H103V244H101ZM118 243V244H119ZM250 243H252V244H250ZM15 244L18 246V244H21V245H19V247H17V246H15ZM33 244V245H32ZM36 244V245H35ZM56 244V245H55ZM62 244V245H61ZM107 245V246H109L110 247V250L111 251H109V252H111V253H108L109 254V256L110 257H112V259L108 256L107 257V254L105 255L104 254V252L103 251H105L106 252V250H105V247H103V246H105V245ZM112 244H114V245H112ZM162 244V245H161ZM210 244H212V243H210ZM35 245V246H34ZM64 245V246H63ZM87 247H86V246ZM96 245V246H95ZM99 245H102V247L101 246H99ZM177 245V246H176ZM21 246V247H20ZM41 246V247H40ZM86 248H85V247ZM106 246V247H107ZM116 247V251H115V247L114 248H111V247ZM167 246V247H166ZM185 246V247H184ZM186 246H188V247H186ZM231 248H230V247ZM247 246V247H246ZM253 246V247H252ZM22 247H23V249H22ZM30 247V248H29ZM40 249H39V248ZM59 247H60V249H61V251H59ZM90 247V248H89ZM184 247V248H183ZM244 247H246V248H244ZM19 248H21L22 249V253L20 254V252H21V249H19ZM28 248V249H27ZM63 248V249H62ZM87 248H89V249H87ZM98 248V250L96 251V249ZM99 248H102V251H100V249ZM104 248V249H103ZM179 250H178V249ZM186 248V249H185ZM25 249H26V251H25ZM56 249H58V250H56ZM114 249V250H113ZM174 250L173 252L171 251V250ZM226 249V250H225ZM0 250H2L1 248H0ZM29 250V251H28ZM113 250V251H112ZM168 250H170L171 252H168ZM183 252H182V251ZM185 250V251H184ZM227 250H229V252L227 251ZM20 251V252H19ZM31 251H32V249H31ZM45 251V250H44ZM43 251V252H44ZM64 251V252H63ZM86 251V252H85ZM99 251V252H98ZM60 254H59V253ZM62 252H63V254L65 255V254H67L68 255V252H69V255L68 256H66L65 255V259L63 258V254H62ZM96 252H98V254L96 253ZM130 252V253H129ZM166 252H167V255L165 256V254H166ZM187 252V253H186ZM28 253H26V254H28ZM85 253H88V254H85ZM91 255H90V254ZM100 253V254H99ZM168 253H170V254H168ZM245 253V254H244ZM247 253V254H246ZM248 253H249V255H248ZM56 254H58V255H56ZM110 254H112V256L110 255ZM232 254L235 256L234 257V259L232 258L233 256H232ZM23 255H25V254H23ZM60 255V256H59ZM88 255V256H87ZM93 255H95V257L93 256ZM96 255H97V257H96ZM103 257L104 255V258H102L101 256ZM190 255V256H189ZM163 256H165V257H163ZM171 256V255H170ZM232 256V257H231ZM69 257V258H68ZM88 257L90 258L89 260H88ZM101 259H100V258ZM106 257V258H105ZM117 257V258H116ZM181 257V258H180ZM250 257V258H249ZM28 258V259H27ZM94 259V261H93V259ZM109 258V259H108ZM115 258V259H114ZM164 258V259H163ZM167 258V257H166ZM204 258V259H203ZM243 258V259H242ZM21 259V260H20ZM33 259V261L31 262L30 260H32ZM87 259V260H86ZM103 259H105V260H103ZM163 259V260H162ZM188 259V260H187ZM232 259V260H231ZM12 260V261H11ZM66 260V262L64 261V264H68L69 262ZM83 260H85V261H83ZM210 260V261H209ZM19 261V262H18ZM36 261V260H35ZM170 261V262H169ZM188 261H190V262H188ZM192 261V262H191ZM28 262V263H27ZM31 262V263H30ZM37 262V261H36ZM36 262H34L33 264H37ZM68 262V263H67ZM83 262V263H82ZM94 262V263H93ZM55 264H59V262L56 260L55 262H54ZM14 264V263H13Z\"/></svg>",
    "mask_w": 264,
    "mask_h": 264
},
{
    "label": "bare ground",
    "instance_id": "bare-ground-1",
    "mask_svg": "<svg viewBox=\"0 0 264 264\" xmlns=\"http://www.w3.org/2000/svg\"><path fill=\"white\" fill-rule=\"evenodd\" d=\"M47 1V0H46ZM56 1V0H55ZM57 1H59V0H57ZM55 2L54 3V0H50V2L49 3H47V4H45L43 7H42V9L40 10V12L38 13V15H40L39 17H43V19L41 18V21H42V23L40 24V25H38V26H36V23L38 24V22L40 23L41 21H38L37 22V18H35L36 16H34V12L36 11H33L32 12V7H31V10H30V7H28V5H27V7L25 8V6L26 5H24V9H20L19 11L20 12H18V15H16L17 13V11L15 12V15L16 16H14L11 12H12V10H13V7L12 6H9V7H3V6H0V20H1V23H0V32L1 33H4L5 31L6 32H8V35H10L9 34V32H14V34L13 33H11V34H13L14 36H15V38H14V41H13V43H14V48L16 49V50H18V51H15L16 53H15V55H14V53L12 54V52L13 51H11L9 54L11 55L12 54V56H10V55H8V54H2V53H4L5 51H3V52H1L0 53V100H1V102H3L2 100L3 99H5V100H7L8 102H10V103H12L13 101H14V99L16 98V96L12 93V89H14L13 88V86H12V81L14 80V78H15V74H11V72H10V70H13V72H15V70H14V66H13V64L14 63H16L15 61H19L20 62V64H21V66H22V64H23V66L22 67H24V65H25V67H26V69H27V71L29 72V73H38L37 71H39L40 69H41V67H42V61L40 60V58H39V60L41 61V62H39V60H38V57L40 56V53H39V55H38V57H37V55H36V52H34L33 50V46H34V44H33V42H32V38H31V36H32V33L30 34V32H28L29 31V26L30 27H32L33 25L35 26V27H38L39 28V31H40V33L41 34H44L45 35V33H46V35L48 34L49 36V42L50 43H54V44H57V41L59 40V38L61 37V38H65V40H64V43H63V46H62V51L60 50V51H58L57 53L59 54V55H61V58L60 57H58V55H57V53H56V55H57V57L60 59V61H58L57 62V64H58V66L61 64L64 68H65V71H61L60 72V70H59V74H60V78L61 79H59L60 81L58 82V83H56L55 81H54V79L52 80V78L50 79V75H46V77H48V76H50V77H48L49 79L47 80H41V78L40 77H36V78H34V81H30L31 83L30 84H27L26 85V87H24V89L23 88H18L17 89V91L18 92H20L21 93V95H22V97H23V101L25 100V103H26V101H29V100H31V99H34V102H38L39 103V105L40 106H44V102H46L47 103V101H48V99H47V101H45V95L46 94H49L50 96H49V98H50V100H52L53 101V109H54V112H52V113H50V112H48L47 114L46 113H44V111H40V112H42L41 114H43V117L44 118H46L47 120L50 118V117H52V119H53V121L51 122L50 121V123L48 124L46 121V123L48 124H46L47 126H43L44 128H42V130H39L38 131V133L36 134V136H35V141L37 142V143H39V144H37L38 146H40V149H39V152H41V154L43 155V156H45V159H46V165L43 167L42 165H40L39 163H37L38 161H36L35 160V158L33 157V156H35V155H31L24 147H26V146H29L28 144L26 145H24V147H22V146H19L17 149H16V153H17V155L21 158V160H22V162L21 163H19V164H17V162L15 163V164H12L10 167H9V170H7V169H0V180H1V182H3L5 179H7V185H6V187H7V192L8 191H11V189H12V186H14V185H11V184H13V182L15 183H18L20 186H21V188H20V190H23V191H28V193L30 194V195H32L31 197H30V195H29V197H30V201H31V199L33 198V200L31 201V202H28L27 203V206L25 207L26 209L24 210L25 211V213H22V214H25L24 216H25V218L23 219L22 217H20V218H22V219H20L19 218V222L18 221H11V219H9V218H5L4 216V218L3 219H1L0 218V231H5V227H8V226H17V227H24V228H22V229H24L23 230V232L25 233H27L28 232V234H29V231L32 229V228H30L29 227V229L27 228V226L26 225H23V224H21V222L23 223V221L24 220H26V219H28V220H30L29 222H31V219H29V218H31V216H34V215H37V218L40 220V224H41V229H39V226H38V228L37 229H39L40 231L36 234L37 235V237H38V235H39V233H40V237L45 241V245H43L42 244V242L40 243H37V244H39V245H41L42 244V247L44 246V250H37V247H35L36 249H34V251H33V246L31 247V245H30V243L32 242V240H31V242L30 243H28V245H30V253H28V252H26V253H28V254H26V253H24L23 252V254H25V255H23L22 254V260H24L25 259V261H26V258L25 257H29L30 255L32 256V258H34L35 260H34V262H36L37 264H55L54 262L57 260L58 262H59V264H64V261L66 262V260H64L63 261V259H61V258H58V256H56V259L55 260H53V259H51L48 255H50L51 254V256H55V248L53 247V243L55 242V241H57V240H59L58 239V236L59 235H57V233H55L54 232V230H56L55 229V226H56V224H58V223H60V220H59V218H58V220H50V219H48L49 218V216H52L53 214H55V212L54 211H56V210H60L61 211V213H63L64 214V209H65V201H67L66 200V198L67 197H69V196H66V193H67V188L69 187V183H70V181L72 182V180H70V179H68V178H66L65 177V175H64V172H65V169L67 168H65V166H66V164H65V161H66V158H65V161L62 159V157H61V155L58 153V151L56 150V151H54V153H52V156H51V153L50 152H53V149H54V147H55V145H53V143L55 144L56 142H57V137L56 138H54V134H55V132H58V133H60V135H62L63 133H64V131L62 130V129H60V118H58L57 116H58V113L62 110V111H65L66 113H68L69 111H70V108H71V106H72V108H74V110L77 112V111H79V109H81L80 107V104H82V101L84 100L85 101V99H87V101H89V104L87 105L88 106V113L90 114L91 113V115L89 116V114H88V117H90V118H88L87 120L90 122V125H91V128H93V129H95V127H96V130H94V132H96L97 131V126H96V121L98 120L97 118V116H99L100 117V115H102V116H104V119H106L107 120V118H109V120H110V118L112 119V118H115V117H117V118H120V116H123L124 114L126 115L127 114V112L125 111V105L124 106H122L121 104H124L125 102L127 103V105H126V107L127 106H131L132 107V104L135 106V107H137L138 105H139V103H138V105H137V102L139 101L138 100V98L136 99V97L137 96H135V95H137V94H135L134 92H135V88H133V90H132V88L131 87H134V86H129V84H127L128 82H126L127 80L126 79H128V78H125V77H129L128 76V74L130 73L131 75L133 74V73H131L130 71H131V69L133 68H131L130 66H129V64L125 61V59H127V58H125L124 59V55L121 57L120 55L121 54H124V53H122L121 51H127V46L125 47V43H122L120 40H119V37L117 36V33H116V35L114 36V35H112L110 32H108V29L107 30H103L101 33L99 32V34H97V36L95 37V35H94V41H93V43L92 44H88L89 46H88V50L87 51H101V52H98V53H100V55H99V60H100V62H101V65H102V67H101V69H99V70H102V73H103V75L105 74H110V75H112L111 77H109V79H112V77L114 78L115 77V82H118V85H116V86H114V87H108V86H105V85H96L97 87L96 88H93V89H91V91L89 92L88 91V93H85L84 92V90H85V87H84V90H83V92L81 91V89L80 88H83V87H80V84H79V82H78V73H79V71L82 69L81 67H80V65H79V61H78V56H79V51H74V50H76V47H78L79 45H76V46H74V43L75 42H73V39L70 37L71 36V31H69V30H67L66 28H64L63 27V25H64V22L62 21L63 19V17H64V15L66 14H68V12L69 13H71L72 11H73V14H77V15H79L80 13H82V14H84V12L79 8V3H80V1L79 0H73L74 1V10H72V11H68V12H63V14L61 13V9L62 8H64V6L62 5V8H61V6L59 5L60 4V2H59V4H58V2ZM62 1V0H61ZM72 1V0H71ZM84 1V0H83ZM93 1V3H94V0H92ZM194 1H196V0H194ZM91 2V1H90ZM114 2H116V3H114L112 6H113V9L112 10H114L115 12H112L111 14H113V15H111V16H114L115 14L114 13H116V14H118V17H119V20L121 21V24L120 25H122V26H124L127 30H128V33H127V31H125V28H124V31L128 34V37H129V41H130V47L132 48V50H134V51H139V52H136V53H140V50L142 51L143 49H141L142 48V44H144V43H146L145 41L146 40H148V39H146V37H148V36H146V34H147V31L151 28L150 27V24L152 23V33L154 34V40H153V37H152V42H151V44H153L154 45V51H156L158 54H159V56L161 57L160 59H157L158 58V56L155 54V59H156V61L155 62H152L151 64H150V62H149V55H147L145 52H144V50H143V52L142 53H140V54H142V59H141V57H140V59L142 60V64H140V66L142 65V68H143V70H144V73L143 74H147L146 76L148 77L149 75L148 74H150L151 72L153 73V75H151V76H154L155 75V77H152V79L153 78H156V80L155 79H153L154 80V84H155V81L156 82H160V86H159V84L157 83L156 85H151V87L150 88H154V86H156V88L157 89H159V90H156V88H155V90L156 91H158V93H156V95L154 96V97H160V98H162L163 99V101H161V102H164V105L162 106L163 108H160L161 106H159V108L157 107V108H153V110L154 109H158L160 112H162V115L163 114H165V115H167V116H172L173 118L175 117L174 115H176V117H177V119L179 118L178 116H180L181 118H183V117H187V118H185V119H187V120H191V119H193L192 120V122L194 121L196 124L197 123H201V122H199L200 120L199 119H203L204 120V122H207L208 121V123L211 125V127L212 128H217V127H220L219 128V130H218V132L216 133V135H217V139L219 138L218 137V134H219V136H220V138L221 139H223V141L225 140L226 141V138H225V136H222L221 134H224V135H226L227 136V134L229 133V135L227 136V141H228V143H229V145H228V148H227V146H226V143H223V144H219V146H217L218 148H220V150H218V152L220 151V154H218L221 158H223V160H221V158L220 157H218V159L220 158V160H219V164L220 163H222V161H224L225 162V164L223 163V165L225 166H230L231 168H232V170H234V171H236V170H239V169H241L242 168V166L240 165L241 164V161H244V160H242V148H244L243 147V138H244V134H241V132H240V127H242L241 126V122H239V121H242V120H239L238 121V117H240L241 115H240V107L238 106V104H237V102H239V101H237V98H238V95L240 94V93H238L237 92V90H238V87H237V84H236V82H234L235 80H232V79H229V81L227 80V78H226V64H227V62H226V58L228 57L230 60H231V62H233V61H237L236 59L238 58V52L237 51H232V49H231V51H230V53H229V55H228V53H227V44H226V33H225V29H224V25H223V23H224V20H222V17H223V15L225 14V10H228V8H229V0H198V4H196L197 6H196V8H197V10H196V12H197V14H198V20H199V22H200V32L197 34V36L196 37H192L191 35H188V32L186 31V33H185V31H184V33L185 34H183L182 32H181V30L180 31H178V30H176V29H174V30H172L171 31V33H172V35L170 36V34H169V32H168V30H170V25H167V23H166V17H167V15H170L173 11H175L174 9H175V7L177 8V7H179L180 6V9H181V6H185L186 8H187V3H188V0H116V1H114ZM190 2V1H189ZM192 2V1H191ZM197 2V1H196ZM195 2V3H196ZM100 3V2H99ZM236 3V2H235ZM1 4H2V2H1ZM0 4V5H1ZM44 4V3H43ZM73 4V3H72ZM92 4V3H91ZM96 4V3H95ZM101 4V3H100ZM112 4V3H111ZM190 4H192V3H190ZM189 4V5H190ZM3 5H4V3H3ZM64 5H66V4H64ZM81 5V4H80ZM193 5H194V3H193ZM30 6V5H29ZM68 6V5H67ZM73 6V5H72ZM192 6V5H191ZM243 6V5H242ZM12 9H11V8ZM41 7V6H40ZM69 7V6H68ZM92 7H94L93 5H92ZM97 7V6H96ZM105 7V6H104ZM109 7V6H108ZM111 7V6H110ZM244 7V6H243ZM65 8H67V7H65ZM82 8H83V6H82ZM101 8V10L103 9L102 8V6L100 7ZM246 8V7H245ZM250 8V7H249ZM70 9V8H69ZM72 9H73V7H72ZM84 9H86V7H84ZM248 9V8H247ZM11 10V11H10ZM33 10H34V8H33ZM106 10L108 11V8H106ZM183 10V9H182ZM243 10V9H242ZM244 10H246V9H244ZM31 11V12H30ZM63 11H66V9H63ZM94 11H95V9H94ZM94 11H92L94 14H96V12H94ZM110 11H111V9H110ZM177 11V10H176ZM179 11V13H180V10H178ZM185 11V10H184ZM187 11V10H186ZM248 11H250V10H248ZM247 11V12H248ZM14 12V11H13ZM86 12V11H85ZM101 12V11H100ZM104 12H105V9H104ZM183 12V11H182ZM89 13V12H88ZM106 13V12H105ZM110 13V12H109ZM185 12H183V14H184ZM187 13V12H186ZM228 13V12H227ZM37 14V13H36ZM102 14V13H101ZM104 14V13H103ZM174 14V13H173ZM194 14H195V11H194ZM38 15H37V17H38ZM71 15V14H70ZM81 15V14H80ZM106 15V14H105ZM105 15H103V16H105ZM109 15V14H108ZM185 15V14H184ZM188 15L191 17V15L188 13ZM188 15L186 16V17H188ZM7 17L6 19L7 20H5V19H3V18H1V17ZM73 16L74 15H72V18H73ZM94 16H96V15H94ZM107 16V15H106ZM170 16H172V18H173V15H170ZM169 16V17H170ZM193 17H194V15H192ZM71 17V16H70ZM83 17V16H82ZM86 17H87V15H86ZM101 17V16H100ZM178 16H176V18H177ZM192 17V18H193ZM77 18V17H76ZM89 17H87L86 18V20L88 19ZM104 18V17H103ZM107 18V17H106ZM116 18V17H115ZM171 18V17H170ZM174 18H175V14H174ZM196 18V17H195ZM194 18V19H195ZM62 19V20H61ZM65 19H66V17H65ZM112 19V18H111ZM169 19V18H168ZM182 19V22H185V21H183V18H181ZM186 19V18H185ZM184 19V20H185ZM187 19H189V20H191V18H187ZM40 20V19H39ZM61 20V21H60ZM94 20H96V18L94 19ZM107 20V19H106ZM173 20V19H172ZM171 20V21H172ZM176 20H179V19H176ZM188 20V21H189ZM9 22L10 24H8V26H5L4 25V27L2 26V24L4 23H6V22ZM65 21V20H64ZM103 21H104V19H103ZM174 21H175V19H174ZM193 21V20H192ZM191 21V22H192ZM63 22V23H62ZM95 22V21H94ZM176 23L178 22V21H175ZM198 22V21H197ZM198 22V23H199ZM75 23H76V21H75ZM98 23H99V21H98ZM174 23V22H173ZM175 23V24H176ZM179 23V22H178ZM177 23V24H178ZM97 24V23H96ZM106 25H107V21H106V23H105ZM174 24V25H175ZM179 24H181V23H179ZM186 24V23H185ZM193 24V23H192ZM32 25V26H31ZM103 25H104V23H103ZM109 25V24H108ZM112 25V24H111ZM169 27V29L167 28V26ZM182 25V24H181ZM189 25H191V24H189ZM188 25V26H189ZM226 25V24H225ZM33 26V27H34ZM94 26H95V24H94ZM93 26V27H94ZM99 26V24H97V27ZM179 27H180V25H178ZM185 25H182V27H184ZM187 25L185 26V27H188ZM193 25H191V27H192ZM66 27V26H65ZM96 27V26H95ZM103 27V26H102ZM107 27V26H106ZM70 28V27H69ZM74 28H76V27H74ZM122 28V27H121ZM189 28V27H188ZM188 28H185V30L186 29H188ZM34 29V28H33ZM32 29V30H33ZM95 29V28H94ZM109 29H112V28H109ZM114 29V28H113ZM35 30V29H34ZM38 30V29H37ZM37 30H36V32H37ZM77 30V29H76ZM91 30V29H90ZM101 30H102V28H101ZM122 30V29H121ZM189 30V29H188ZM86 31V30H85ZM110 31V30H109ZM150 31V30H149ZM183 31V30H182ZM199 31V30H198ZM232 31V30H231ZM35 32V31H34ZM88 32H90V31H88ZM94 32V31H93ZM125 32H123V33H125ZM144 32H146V33H144ZM190 32L192 33V32H195V31H191V29H190ZM77 33H78V31H77ZM77 33H73V34H77ZM113 33V32H112ZM145 34V36L146 37H143V35L142 34ZM190 33V34H191ZM196 33V32H195ZM38 34H39V32H38ZM87 34H89V33H87ZM94 34V33H93ZM233 34V33H232ZM7 35V36H8ZM29 35H31V36H29ZM45 35V36H46ZM78 35V34H77ZM90 35V34H89ZM88 35V36H89ZM91 35H92V33H91ZM118 35H119V33H118ZM148 35V34H147ZM5 36V35H4ZM42 36V35H41ZM73 36V35H72ZM240 36V35H239ZM43 37V36H42ZM90 37V36H89ZM41 38V37H40ZM174 40L176 43H178V44H182V46L184 47V45H185V48H186V50L185 51H187V55H185V57H184V59H178V60H172L171 58H170V54L169 53H171L172 54V51L170 50L171 49V42H173L172 40ZM74 40H77L76 38L74 39ZM90 40H91V38H90ZM78 42V41H77ZM91 43V42H90ZM127 44V43H126ZM174 44V43H173ZM172 44V45H173ZM178 46L179 45H177L176 46V49L177 50H175L176 52L177 51H179L180 52V49L178 50ZM187 46V47H186ZM74 47H75V49H74ZM180 48V47H179ZM184 48V49H185ZM59 49V48H58ZM74 49V50H73ZM14 50V49H13ZM21 50V51H20ZM23 50V51H22ZM71 50H73V51H71ZM129 50V49H128ZM153 50V49H152ZM183 50V49H182ZM235 50V49H234ZM68 51H70V53H68ZM105 51H107V52H110V55H112V62L110 63V64H107V63H109L107 60L109 59L108 57L106 58V56H105V54L106 53H104ZM121 53H120V52ZM7 53H8V51H6ZM37 52H40V51H37ZM42 52V51H41ZM45 52V51H44ZM52 52V51H51ZM155 52V53H156ZM179 52H178V54H179ZM184 52V51H183ZM182 52V53H183ZM50 53V52H49ZM153 53V52H152ZM69 56H68V55ZM93 54V53H92ZM170 56H169V55ZM177 54V55H178ZM183 54H186V53H183ZM43 55V54H42ZM56 55H55V57H56ZM90 55V54H89ZM106 55H108V54H106ZM173 55V54H172ZM174 55H175V53H174ZM157 56V57H156ZM56 57V58H57ZM94 57V56H93ZM95 57H97V56H95ZM110 57V56H109ZM128 57V56H127ZM171 57H173V56H171ZM175 57H176V55H175ZM178 57V56H177ZM181 57V56H180ZM45 58H47V57H45ZM110 58V59H111ZM153 58H154V53H153ZM43 59H44V57H43ZM94 59H96V58H94ZM98 59V58H97ZM139 59V60H140ZM155 59H153L152 60V58H151V60L152 61H154ZM58 60V59H57ZM128 60H129V58H128ZM127 60V61H128ZM150 60V61H151ZM167 60V61H166ZM44 61H46V60H44ZM54 61H56L55 59H54ZM87 61V60H86ZM90 61V60H89ZM242 61V60H241ZM96 62V61H95ZM137 62H139V61H137ZM44 63V62H43ZM46 63V62H45ZM56 63V62H55ZM98 63V62H97ZM96 63V64H97ZM139 63H141V61L139 62ZM19 64V65H20ZM47 64H49L48 62H47ZM52 64H53V60H52ZM85 64H86V62H85ZM46 67H47V65L46 64H44ZM54 65V64H53ZM56 65V64H55ZM95 65V64H94ZM133 65V64H132ZM234 65V64H233ZM45 66H43L44 68H45ZM50 66V65H49ZM52 66V65H51ZM57 66V67H58ZM87 66V65H86ZM85 66V67H86ZM181 66L183 67L182 68V70H181ZM56 66H54V68H55ZM98 67V66H97ZM17 68V67H16ZM20 68V67H19ZM49 68V67H48ZM53 68V69H54ZM59 68H60V66H59ZM63 68V69H64ZM47 68H45L44 70H46ZM61 69V68H60ZM63 69H61V70H63ZM84 69V68H83ZM133 69H135V68H133ZM57 71H58V69H56ZM180 70H181V72H180ZM47 71V70H46ZM51 71V70H50ZM54 71H55V69H54ZM57 71H55L56 73H57ZM67 71V72H66ZM85 71V70H84ZM141 71V70H140ZM7 72V73H6ZM25 72V71H24ZM28 72H25L26 74L28 73ZM55 72H54V74H55ZM94 72V71H93ZM16 73V72H15ZM25 73H23V74H25ZM28 73V78L30 77V74ZM41 74H42V72H40ZM51 73V72H50ZM86 73V72H85ZM84 73V74H85ZM91 73V72H90ZM97 73V74H96ZM98 73H100V71L99 72H95V74L97 75V77H98V79H100L99 78V76H98ZM39 74V73H38ZM45 74V73H44ZM53 74V75H54ZM69 74L71 75V76H74V78L73 77H71V76H69ZM83 74V75H84ZM87 74V73H86ZM95 74H93L92 73V75H95ZM15 75V76H14ZM35 75H37V74H35ZM35 75H31L32 77L33 76H35ZM90 76H91V74H89ZM56 76V75H55ZM82 76V74L80 75V77ZM145 75H144V77H146ZM178 76H180V79H181V82L179 83V84H176V80H177V78H178ZM22 77V76H21ZM26 77H27V75H26ZM58 77V76H57ZM78 77V78H77ZM89 77V76H88ZM132 77H135L134 75L133 76H131V78ZM107 78V77H106ZM106 78H105V81L106 82H109L110 83V81H113V80H110V81H108V80H106ZM23 79V78H22ZM45 79V78H44ZM81 78H79V80H80ZM95 79V78H94ZM97 79V80H98ZM103 79V78H102ZM108 79V78H107ZM134 79V78H133ZM29 80H31V79H29ZM56 80V79H55ZM90 80V79H89ZM131 80V79H130ZM141 80V79H140ZM158 80V81H157ZM87 81V80H86ZM103 81H104V79H103ZM128 81H129V79H128ZM228 81V82H227ZM97 82V81H96ZM105 82V83H106ZM131 82V81H130ZM94 83V82H93ZM114 82H112V84H113ZM153 83V82H152ZM152 83H150V84H152ZM25 84V83H24ZM101 84V83H100ZM107 85V84H106ZM149 85V84H148ZM158 85V86H157ZM86 86V85H85ZM146 86V85H145ZM88 87V86H87ZM90 87V86H89ZM92 87V86H91ZM94 87V86H93ZM149 87H148V89H149ZM252 87V86H251ZM64 89H66L65 90V93H64ZM254 89V88H253ZM87 90V89H86ZM154 90V89H153ZM155 90H154V92H155ZM14 91H16L15 89H14ZM115 91H117V92H119L118 94H117V92H115ZM143 91H145L144 89H143ZM148 91V90H147ZM150 91V90H149ZM148 93V92H147ZM146 93V94H147ZM150 93H151V91H150ZM152 94H153V92H152ZM155 94V93H154ZM17 95V94H16ZM45 96V97H44ZM152 95H151V97H153ZM22 97H19V98H22ZM148 97V96H147ZM17 99H18V97H17ZM16 99V100H17ZM125 100V99H127L124 103L122 102L121 103V100ZM159 99V98H158ZM226 99H228V101L229 102H227L226 101ZM36 100V101H35ZM136 100H137V102H136ZM152 100H153V98H152ZM155 100V99H154ZM153 100V101H154ZM18 101V100H17ZM20 101V100H19ZM127 101H129V103H131V105H128V102ZM15 102V101H14ZM155 102V101H154ZM158 102H160V99L157 101V103ZM21 103V102H20ZM31 103H33V102H31ZM48 103H50V102H48ZM84 103V102H83ZM86 103H88V102H86ZM125 103V104H126ZM156 103V104H157ZM227 103L229 104L228 105V107H229V110H230V112H231V117H232V120L234 121L235 120V122H234V124L232 123V125H231V122L229 121V120H227V121H229L230 122V124H228L227 125V121L226 120H224V121H222V119H223V117L220 119V111L222 112V110H223V108L224 107H226V105H227ZM3 104V103H2ZM28 104V103H27ZM85 104V103H84ZM161 104V103H160ZM38 105V106H39ZM46 105H48V104H46ZM45 105V106H46ZM162 105V104H161ZM11 106V105H10ZM27 106V105H26ZM25 106V107H26ZM33 106V105H32ZM37 106V105H36ZM83 106V105H82ZM87 106H85V107H87ZM141 106V104L139 105V107ZM155 106V105H154ZM1 107V106H0ZM11 107H14V106H11ZM47 107V106H46ZM156 107V106H155ZM27 108V107H26ZM32 108V107H31ZM34 108V107H33ZM36 108V107H35ZM83 108V107H82ZM128 108V107H127ZM130 108V107H129ZM142 108V107H141ZM14 109V108H13ZM37 109V108H36ZM44 109V108H43ZM51 109V108H50ZM139 109V108H138ZM31 110H33V109H31ZM49 110V109H48ZM83 110V109H82ZM129 110V109H128ZM141 110H143V108L141 109ZM140 109H139V115H147V114H145L144 112H142ZM151 110V109H150ZM156 111V116H157V113L159 112V111ZM225 110V109H224ZM228 110V111H229ZM29 111H30V109H29ZM34 111L35 110H33V113H34ZM39 111V110H38ZM131 111V110H130ZM134 111H136V109L134 110ZM145 111V110H144ZM149 110H147V112H148ZM246 111H248V110H246ZM3 111H1L0 113H2ZM80 112H81V110H80ZM83 112V111H82ZM137 112V111H136ZM150 112V111H149ZM151 112H152V110H151ZM155 112V111H154ZM159 112V114H158V116H160V113ZM5 113V112H4ZM3 113V114H4ZM13 113V112H12ZM15 113L16 112H14V115H15ZM32 113V112H31ZM31 113H29V114H31ZM32 113V114H33ZM61 113V112H60ZM73 113V112H72ZM87 113V112H86ZM138 113V112H137ZM136 113V114H137ZM153 113V112H152ZM3 114H2V116H3ZM63 114L64 113H62V115L61 116H63ZM71 114V113H70ZM69 114V115H70ZM80 114V113H79ZM79 114H78V116H79ZM94 114L96 115V116H94ZM98 114H100V115H98ZM135 114V113H134ZM151 114V113H150ZM228 114V113H227ZM5 115V114H4ZM37 115V114H36ZM65 116H63V117H67L68 115L67 114H64ZM67 115V116H66ZM75 115H76V113H75ZM74 115V116H75ZM130 115H132V113L130 114ZM152 115V114H151ZM161 115V116H162ZM192 116L191 117V119H189L188 117H190V116ZM223 115V114H222ZM240 115V116H239ZM17 116V115H16ZM86 116H87V114H86ZM102 116H101V118H102ZM127 116H129V114L127 115ZM126 116V117H127ZM134 116H136V115H134ZM138 116V115H137ZM148 116H149V114H148ZM164 116V115H163ZM162 116V117H163ZM230 116V115H229ZM14 117V116H13ZM39 117V116H38ZM40 117H42V115L40 116ZM70 117V116H69ZM72 117V116H71ZM97 119H95V118ZM165 117V116H164ZM7 118V117H6ZM36 118V117H35ZM43 118V119H44ZM76 118H78V117H76ZM80 118V117H79ZM78 118V119H79ZM116 118V119H117ZM122 118H124L125 119V117L123 116ZM138 118V117H137ZM147 118H149V117H147ZM154 118V117H153ZM157 118V117H156ZM168 118V117H167ZM170 118V117H169ZM181 118H179L178 120H180ZM14 119V118H13ZM25 119V118H24ZM46 119H44V120H46ZM51 119V120H52ZM71 119V118H70ZM70 119H62V121L61 122H65L64 124H66V123H68L69 121H70ZM83 119H84V117H83ZM82 119V120H83ZM116 119H114V120H116ZM140 119H142L141 117H140ZM146 119V118H145ZM160 119H162V118H160ZM16 120V119H15ZM33 120V119H32ZM39 120L41 121V119L39 118ZM43 120V121H44ZM85 120H86V118L84 119V121L83 122H85ZM87 120H86V122H87ZM109 120H107V122H106V124L107 123H109L108 121ZM113 120V119H112ZM111 120V121H112ZM113 120V121H114ZM118 120H120V119H118ZM117 120V121H118ZM148 120V119H147ZM199 120V121H198ZM203 120H201L202 122H203ZM206 120V121H205ZM212 120V121H211ZM34 121V120H33ZM38 121V120H37ZM37 121H36V123H37ZM40 121L37 123L38 125H39V123H40ZM79 121V120H78ZM81 121V120H80ZM112 121V122H113ZM139 121H141V120H138V122ZM144 121V120H143ZM232 121V122H233ZM42 122V121H41ZM98 122V121H97ZM138 122H137V126H138ZM148 122V121H147ZM193 122V123H194ZM227 122V123H226ZM71 123H72V125L74 126L73 128H75V130L76 129H78V122H77V120L75 119V120H72L71 121ZM103 123V122H102ZM114 123V122H113ZM122 123V122H121ZM121 123H119V124H121ZM139 123H142V122H139ZM144 123V122H143ZM160 123H161V121H160ZM191 123V122H190ZM193 123L191 124L192 126H194L193 125ZM245 123V122H244ZM15 124V123H14ZM25 124H27V123H25ZM41 124H43L44 125V123H40V125ZM85 124H87V123H85ZM110 124V123H109ZM109 124H107V126L109 125ZM117 124V123H116ZM165 124V123H164ZM187 124V123H186ZM203 124H206V123H203ZM209 124H208V127H209ZM5 125V124H4ZM30 125V124H29ZM39 125V126H40ZM70 125V124H69ZM81 125L82 124H80V127H81ZM110 125H112V123L110 124ZM143 125V124H142ZM185 125V124H184ZM184 125H182V126H184ZM188 125V124H187ZM190 125V124H189ZM190 125V126H191ZM216 125V126H215ZM7 126H9L10 127V122L8 123V125ZM12 126V125H11ZM17 126V125H16ZM26 126V125H25ZM33 126H35V125H33ZM37 126V125H36ZM36 126H35V130H36ZM65 126V125H64ZM99 126V125H98ZM103 126H106V125H103ZM106 126V127H107ZM119 126V125H118ZM140 126H141V124H140ZM159 126V125H158ZM181 126V125H180ZM197 126V125H196ZM207 126V124L206 125H204L203 127H206ZM13 128H15V126L13 125L12 126ZM23 127V126H22ZM72 127V126H71ZM77 127V128H76ZM84 127H86L87 128V126H85L84 125ZM110 127H113V125L112 126H110ZM166 127H167V125H166ZM189 127V126H188ZM187 127V128H188ZM208 127H207V129H208ZM260 127V126H259ZM19 128V127H18ZM18 128H15V130L16 129H18ZM41 128V127H40ZM39 128V129H40ZM64 128V127H63ZM70 128V127H69ZM89 128H90V126H89ZM90 128V129H91ZM103 128V127H102ZM118 129H119V127H117ZM117 128H115V129H117ZM139 128V127H138ZM137 128V129H138ZM174 128V127H173ZM173 128H171V129H173ZM185 128V127H184ZM186 128V129H187ZM190 128V127H189ZM198 126H197V129H196V127H195V129H196V133L198 132V131H200V129L202 130V127L201 128H199V130H198ZM210 128V127H209ZM214 128V129H215ZM12 129V128H11ZM70 129H72V128H70ZM80 129V128H79ZM93 129H91V130H93ZM98 129H101L100 128V126H99V128ZM104 129H105V127H104ZM103 129V130H104ZM111 129V128H110ZM125 129V128H124ZM159 129H161V128H159ZM163 129V128H162ZM204 129V128H203ZM8 130H9V128H8ZM7 130V131H8ZM14 130V131H15ZM68 130V128L66 129V131ZM85 130V129H84ZM83 130V131H84ZM91 130H90V134L92 133L91 132ZM103 130H99V131H97V132H100V131H102V133L104 132ZM106 130H108L107 132H106V134L104 133V136H103V138H104V141L102 142L101 140L99 141V142H102V143H104V145L105 146H108V147H105L104 145H102V147L103 148H110V149H112V148H115V147H112L111 145L112 144H114V142H113V139H111V136H110V134H111V132H109V131H112V134H113V132H114V134L115 133H117L118 131H116V130H114L113 128L111 129V130H109L108 129V127L106 128ZM114 130V131H113ZM133 130H135V129H133ZM165 130V129H164ZM174 130H176V129H174ZM194 130V129H193ZM210 130V132H212V130L211 129H208V131ZM10 131V130H9ZM12 131H13V129H12ZM19 131H21L20 129H19ZM37 131V130H36ZM80 131V132H79ZM78 132H77V134H79L78 136H83L82 135V131H81V129L79 130ZM116 131V132H115ZM127 131H128V129H127ZM136 132H137V130H135ZM160 131V130H159ZM183 131V133L185 134V136L189 133L190 134V132H188V129L187 130H182ZM204 131H205V129H204ZM214 131V130H213ZM33 132H34V129H33ZM109 132V135L107 134ZM129 132V131H128ZM131 132H132V129H131ZM136 132H135V134H136ZM165 132V131H164ZM168 132V131H167ZM166 132V133H167ZM178 132H179V130H178ZM180 132H181V130H180ZM188 132V133H187ZM194 132V133H195ZM201 132V131H200ZM210 132H208V133H210ZM11 133V132H10ZM54 133V134H53ZM58 133H56L55 135L56 136H60ZM62 133V134H61ZM76 133V132H75ZM85 133H87V130H85ZM88 133H89V131H88ZM163 133V132H162ZM182 133V132H181ZM191 133H193V132H191ZM194 133H193V135H194ZM202 133V132H201ZM200 133V135H203V134H201ZM227 133V134H226ZM12 134V133H11ZM33 134V133H32ZM76 134V135H77ZM99 134H101V133H97V135H96V140H97V137H98V135ZM140 134V133H139ZM176 134V133H175ZM178 134V133H177ZM180 134V133H179ZM17 135V134H16ZM64 135H66V134H63V136ZM88 136H86V138L88 139L89 138V136H92V134L91 135H89V134H87ZM165 135V134H164ZM198 135H199V133H198ZM210 136L212 135V133L211 134H209ZM208 135V136H209ZM215 134H213V138L209 141V139L208 138H210V137H206V134H205V137L208 139V141H209V143H211L212 142V144H215V143H218V142H216L215 140H216V138H215V136H216ZM253 135V134H252ZM13 136H14V134H13ZM20 136L21 135H18L17 137H19L20 138ZM33 136V135H32ZM31 136V137H32ZM67 136V135H66ZM77 136V137H78ZM94 136V135H93ZM93 136L91 137V138H93ZM100 136H102V134L100 135ZM99 136V137H100ZM115 136H116V134H115ZM132 136H133V134H132ZM139 136V135H138ZM179 136V135H178ZM180 136H182V135H180ZM188 137L190 136V135H187ZM187 136H186V138H187ZM222 136V137H221ZM2 137V136H1ZM1 137H0V142H2L1 141ZM5 137H6V135H5ZM4 137V138H5ZM16 137V138H17ZM34 137V136H33ZM52 137H53V139H56V140H54V142L52 141L53 139H52ZM98 137V138H99ZM117 137V136H116ZM115 137V138H116ZM166 137V136H165ZM183 137V136H182ZM198 137V136H197ZM204 137V135L203 136H201V138H203ZM22 138V137H21ZM25 138V137H24ZM67 138V137H66ZM66 138H64V140L66 139ZM83 138V137H82ZM85 138V139H86ZM95 138H94V140H95ZM113 138H114V136H113ZM135 138V137H134ZM168 138V137H167ZM219 138V139H220ZM225 138V139H224ZM247 138V137H246ZM256 138V137H255ZM6 139H8V138H6ZM23 139V138H22ZM79 139H81V138H79ZM78 139V140H79ZM119 139V138H118ZM188 139H190V138H187V140L186 141H188ZM203 139H205V138H203ZM206 139V140H207ZM218 139V141H221L222 142V140L220 139L219 140ZM245 139V138H244ZM253 139V138H252ZM17 140V139H16ZM18 140H20V139H18ZM17 140V141H18ZM25 140V139H24ZM24 140H22V141H24ZM60 140H62L61 138H60ZM63 140V141H64ZM83 141H84V138L82 139ZM90 139H88V141H89ZM122 139L120 138V141H121ZM127 140V139H126ZM125 140V141H126ZM205 140V141H206ZM29 141V140H28ZM32 142H33V140H31ZM56 141V142H55ZM91 141V140H90ZM90 141H89V143H90ZM93 141V140H92ZM115 142H117L118 140H114ZM124 141V140H123ZM132 141V140H131ZM174 141V140H173ZM176 141L178 142L179 140L178 139H176ZM183 141V140H182ZM180 142V143H183V142ZM190 142L192 141V140H189ZM188 141V142H189ZM224 141V142H225ZM25 142V141H24ZM60 141L58 140V143H59ZM80 142V141H79ZM82 142V141H81ZM130 142V141H129ZM128 142V143H129ZM175 142V141H174ZM192 142H194V144H195V141H192ZM13 143V142H12ZM26 143V142H25ZM57 143V144H58ZM63 143V142H62ZM83 143V142H82ZM86 143H87V140H86ZM98 142L96 141V144H97ZM121 143H123V142H121ZM172 143V142H171ZM176 143V142H175ZM206 143H207V141H206ZM4 144V143H3ZM8 144V145H7ZM7 144H5V146L7 145V146H9V143H7ZM18 144H19V142H18ZM60 144V143H59ZM85 144V143H84ZM90 144H92V143H90ZM101 144V143H100ZM124 144V143H123ZM130 144V143H129ZM128 144V145H129ZM177 144V143H176ZM175 144V145H176ZM179 144V143H178ZM190 144H193V143H190ZM201 144V143H200ZM225 144V145H224ZM245 144V143H244ZM261 144V143H260ZM14 145V144H13ZM35 145H36V143H35ZM52 145L54 146V147H52ZM82 145V144H81ZM80 145V146H81ZM94 145L95 144H93L92 145V147H93V149L94 148H96L98 151H99V153L101 152V150H99L100 149V146L98 147H94ZM98 145V144H97ZM182 145H184V144H182ZM182 145H179V146H182ZM215 145H217V144H215ZM214 145V146H215ZM1 146V145H0ZM37 146V147H38ZM62 146H65V144H62ZM61 146V147H62ZM91 146V145H90ZM116 146V145H115ZM117 146H120L121 147V144H117ZM117 146H116V148H117ZM137 146V145H136ZM186 145H184V147H185ZM226 146V147H225ZM2 147V146H1ZM9 147H13V146H9ZM51 147L53 148V149H51ZM57 147H59V146H57ZM67 147V146H66ZM64 147L66 150V152L69 150V152L66 154V155H69V154H71L70 153V150L71 149H67V148H69V147ZM187 148H188V145L186 146ZM192 147V148H191ZM190 148L191 149H193V148H199L198 146H191ZM5 148V147H4ZM3 148V149H4ZM8 148V147H7ZM35 148H36V146H35ZM56 148V147H55ZM60 148V147H59ZM59 148H58V150H59ZM63 148V147H62ZM121 148H123V147H121ZM176 148V147H175ZM179 149H178V151L180 150V147H178ZM202 148V147H201ZM217 148V149H218ZM254 148V147H253ZM11 149H13V148H11ZM10 149V150H11ZM38 149V148H37ZM78 149H80V147L78 148ZM90 149H92V148H90ZM95 149V150H96ZM142 149H143V147H142ZM144 149H145V147H144ZM185 149V148H184ZM216 149V150H217ZM9 150V151H10ZM82 150V149H81ZM81 150H79V152H81ZM96 150V151H97ZM114 151H116V152H118V150H119V147H118V149L117 150H115V149H113ZM122 150V149H121ZM188 150V149H187ZM190 150V149H189ZM196 150V149H195ZM211 149H209V151H210ZM216 150H214L215 151V153H213V154H216ZM4 152L6 151L5 149L3 150ZM13 151V150H12ZM60 151V150H59ZM64 152V150H61L60 152ZM106 151V153L108 152L107 150H105ZM104 151V152H105ZM111 151L112 150H109V152L110 153H107L109 156H111V155H113L112 153H111ZM148 151V150H147ZM180 151H182V150H180ZM179 151V152H180ZM198 152H200V153H202L200 150H197ZM204 151H207L205 154H209L208 153V149L207 150H204ZM204 151H203V154H204ZM213 151V150H212ZM65 152V153H66ZM86 152H88V151H86ZM90 152H92L91 150H90ZM113 152V151H112ZM120 152V151H119ZM122 152V151H121ZM125 152V151H124ZM132 151H130V153H131ZM143 152V151H142ZM178 152V153H179ZM189 152H191L192 154H193V151L191 150V151H189ZM250 152V151H249ZM249 152H247V153H249ZM251 152H254V151H252V149H251ZM250 152V155L252 154ZM11 153V152H10ZM32 153V152H31ZM92 153H94V152H92ZM98 153V154H99ZM128 153V152H127ZM145 153V152H144ZM194 153H196V152H194ZM5 154L7 155V153L5 152ZM9 154V153H8ZM13 154V153H12ZM34 154V153H33ZM64 154V153H63ZM74 154V153H73ZM95 154V153H94ZM101 154H103V153H101ZM107 154H105V155H107ZM116 154V153H115ZM189 154V153H188ZM187 154V155H188ZM198 154V153H197ZM204 154V155H205ZM211 154V153H210ZM209 154V155H210ZM212 154V155H213ZM80 155V154H79ZM78 155V156H79ZM81 155H82V153H81ZM104 155V154H103ZM182 155H183V153H182ZM194 155V154H193ZM196 155V154H195ZM198 155H200L201 156V154H198ZM217 154H216V156H218ZM253 155V154H252ZM37 156H39V155H37ZM71 156V155H70ZM70 156H68V157H70ZM85 156V155H84ZM94 156H96V155H94ZM98 156H101V155H98ZM115 155H113L112 157V159H115V161H116V159H117V156L118 157H121L120 156V154L118 153V155L116 156V158L114 157ZM124 156V155H123ZM137 156V155H136ZM185 156V155H184ZM216 156H215V158H216ZM254 156V155H253ZM253 156H251V157H248V163H249V166H250V172H252L253 171V164H254V159H255V157L253 158ZM5 157H7V156H5ZM9 157H10V155H9ZM64 157H66V156H64ZM81 157V156H80ZM80 157H78V159H80L79 161L80 162H83L82 160H83V156H82V159L80 158ZM97 157V156H96ZM105 157V156H104ZM139 157V156H138ZM142 157V156H141ZM202 158L204 157V156H201ZM246 157V158H247ZM259 157V156H258ZM75 158V157H74ZM99 158H101V157H99ZM98 157H97V159H99ZM103 158V157H102ZM101 158V159H102ZM188 158V157H187ZM195 158V157H194ZM193 158V159H194ZM208 158H209V156H208ZM7 159V158H6ZM104 159H107V158H104ZM119 159V158H118ZM142 159V158H141ZM186 159V158H185ZM192 159V157L190 156V159L188 158V160H190V161H192L191 160ZM196 159H198V157H197V155H196ZM206 159H207V156H206ZM205 159V160H206ZM244 159V158H243ZM8 160H10V159H8ZM40 160V162H41V159H39ZM68 161H66V162H68V165L70 164V161H69V159H67ZM86 160V159H85ZM88 160V159H87ZM86 160V161H87ZM94 160H96V159H94ZM103 160V159H102ZM109 160H111V159H109ZM200 159H198V161H199ZM202 160H204V159H202ZM202 160H200L201 162H199V163H201L200 165L202 166L204 163H206L205 162V160H204V162L202 161ZM246 160V159H245ZM75 161V160H74ZM85 161V162H86ZM108 161V160H107ZM107 161H105L104 160V162H107ZM139 161V160H138ZM137 161V162H138ZM142 161V160H141ZM195 161V159L193 160V162ZM207 161V160H206ZM221 161V162H220ZM79 162V163H80ZM94 162V161H93ZM96 162V161H95ZM109 162V161H108ZM107 162V163H108ZM134 162V161H133ZM186 162V161H185ZM189 162V161H188ZM193 162L192 163H190V164H193ZM203 162V163H202ZM208 162V161H207ZM215 162H216V160H215ZM246 162V161H245ZM87 163V162H86ZM107 163H105V164H107ZM126 163V162H125ZM247 162H246V164H248ZM81 164V163H80ZM83 164V163H82ZM81 164V165H82ZM85 164V163H84ZM101 165V163L99 162L97 165ZM104 164V166L105 167H107L108 169H107V171L106 172H108V170L111 168H109V166H113V164L112 165H109V166H106ZM137 164V163H136ZM194 164H196V161L194 162ZM211 164V163H210ZM243 164H245L244 162H243ZM73 165H74V162H73ZM89 165H91V164H89ZM99 165V166H100ZM102 165H103V163H102ZM117 165V164H116ZM129 165V164H128ZM197 165V164H196ZM199 165V164H198ZM199 165V166H200ZM212 165V164H211ZM240 165V166H239ZM83 166V165H82ZM115 166V165H114ZM125 166V165H124ZM218 166V165H217ZM2 166H0V168H1ZM70 167H73L72 165L70 166L69 165V168ZM75 167V166H74ZM78 167V166H77ZM84 167V166H83ZM89 166H87V168H88ZM101 167V166H100ZM117 167V166H116ZM127 167V166H126ZM203 168L204 167H207V165L205 164L204 166H202ZM210 167V169H211V166H209ZM213 167V166H212ZM219 167V166H218ZM218 167H216L217 169H218ZM241 167V168H240ZM254 167H255V165H254ZM69 168H68V172H70V174H71V172H72V174H73V170L75 169V168H71L70 170H72V171H69ZM81 168V167H80ZM80 168H78V169H80ZM99 168V167H98ZM104 168V167H103ZM121 167H119V169H120ZM191 168V167H190ZM193 168V167H192ZM199 168V167H198ZM214 168V170H215V167H213ZM212 168V169H213ZM249 168V167H248ZM248 168H247V171H248ZM77 168H76V172H74V173H76V175H75V177L78 175L77 174V170H78ZM83 169H85L86 170V167H84ZM88 169H90V168H88ZM112 169H113V167H112ZM128 169V168H127ZM133 169V168H132ZM186 169H188V168H186ZM208 169V168H207ZM221 169H222V167H221ZM257 169V168H256ZM255 169V170H256ZM67 170V169H66ZM83 171V173H87L88 171ZM97 170V169H96ZM102 170V169H101ZM101 170H100V172H101ZM111 170V169H110ZM115 170H116V168H115ZM114 170V171H115ZM140 170V169H139ZM201 171H202V169H200ZM214 170H213V172H214ZM218 170H220V169H218ZM223 170V169H222ZM227 170V169H226ZM258 170V169H257ZM75 171V170H74ZM104 171V172H105ZM113 170H111V172L113 173L114 172ZM118 171H120V170H117L116 171V173L118 172ZM234 171H232L233 172V174L235 175V172ZM241 171H242V169H241ZM10 172H12V175L10 174ZM51 172H53V174H50ZM80 172V170L78 171V173ZM82 172V171H81ZM80 172V173H81ZM97 172H99V171H97ZM100 172H99V174L97 173L96 175H98V177H100L101 176V174H100ZM103 172V173H104ZM110 172V173H111ZM124 172V171H123ZM155 172V171H154ZM200 172V171H199ZM216 172V171H215ZM238 172V171H237ZM237 172H236V174H237ZM92 173V172H91ZM102 173V172H101ZM102 173V174H103ZM109 173V174H110ZM115 173V172H114ZM115 173V174H116ZM121 173L122 172H120V177H122L121 176ZM137 173V172H136ZM208 173V172H207ZM218 173V172H217ZM257 173V172H256ZM65 174H67V173H65ZM71 174V175H72ZM94 174V173H93ZM106 174V173H105ZM106 175L107 177L109 176V182H110V180H111V176L113 175V174H110V175ZM119 174V173H118ZM123 174V173H122ZM135 174V173H134ZM191 174V173H190ZM213 174V173H212ZM71 175H69V177L71 176ZM89 175V174H88ZM117 175V174H116ZM125 174H123V176H124ZM131 175V174H130ZM211 175V174H210ZM209 174H208V176H210ZM218 175V174H217ZM220 175V174H219ZM223 175H226V174H223ZM78 176H80V175H78ZM82 176V175H81ZM80 176V177H81ZM116 179L119 177L118 175V177H116L115 175H113ZM132 176V175H131ZM134 176V178H135V175H133ZM145 176V175H144ZM204 176V175H203ZM205 176H207V175H205ZM231 176V175H230ZM236 176V175H235ZM244 176V175H243ZM252 176V175H251ZM84 177V176H83ZM96 177V176H95ZM103 177H104V175H103ZM114 177H112V184H114ZM119 177V178H120ZM137 177V176H136ZM220 177V176H219ZM232 177V176H231ZM237 177V176H236ZM71 178V177H70ZM74 177H72V179H73ZM78 178V177H77ZM93 177H91V179H92ZM97 178V177H96ZM134 178H132V180L134 179ZM193 178V177H192ZM195 178H197V177H195ZM194 178V179H195ZM221 179H223V177H222V175H221V177H220ZM233 178V177H232ZM238 178H241V177H239V175H238ZM250 178V177H249ZM248 178V179H249ZM89 179V178H88ZM100 179V178H99ZM101 179H102V176H101ZM104 180H105V182H106V178L104 177L103 178ZM121 179V178H120ZM144 179V178H143ZM185 179H187V178H185ZM235 179V178H234ZM241 179H243V177L241 178ZM247 179V180H248ZM68 180H70L69 182H68ZM87 180V179H86ZM108 180V179H107ZM119 180V179H118ZM127 180H129V179H127ZM197 180V179H196ZM202 180V179H201ZM225 180H226V177H225ZM231 180V179H230ZM240 180V179H239ZM73 181H74V179H73ZM80 181H85V180H80ZM90 181V180H89ZM94 181V184L96 183L95 182V180H93ZM93 181H92V183H93ZM227 181V180H226ZM231 181H233V179L231 180ZM236 181V180H235ZM242 181V180H241ZM75 182V181H74ZM98 182V181H97ZM122 182H125V181H123L122 180ZM203 182V181H202ZM219 182H220V180H219ZM237 182H238V184H239V181L237 180ZM236 182V183H237ZM249 182V181H248ZM251 182V181H250ZM259 182V181H258ZM15 183V184H16ZM73 183V182H72ZM83 184L85 183V182H82ZM99 183V182H98ZM107 183H108V181H107ZM126 183H127V181H126ZM4 184V183H3ZM71 184V183H70ZM78 184V182L76 183V185ZM94 184H92V185H94ZM97 184V183H96ZM111 184V183H110ZM116 184V183H115ZM114 184V185H115ZM209 184V183H208ZM223 183H221V185H222ZM17 185V184H16ZM16 185L14 186V188L16 187ZM88 185V184H87ZM103 185V184H102ZM102 185H101V183H100V188L102 187ZM113 185V186H114ZM232 185V184H231ZM237 185V184H236ZM250 184H248V186H249ZM5 186V185H4ZM84 186V185H83ZM96 186V185H95ZM98 186V185H97ZM127 186V185H126ZM172 186V185H171ZM175 186V185H174ZM177 186V185H176ZM220 186V185H219ZM234 186H235V184H233V188H234ZM239 186V185H238ZM247 186V187H248ZM252 186V185H251ZM18 187V186H17ZM80 187H82V185L80 186ZM104 187V186H103ZM117 187H120L119 186V182H118V184H117ZM173 187V186H172ZM171 187V188H172ZM191 187V186H190ZM216 187V186H215ZM214 187V188H215ZM221 187V186H220ZM253 187V186H252ZM3 188V187H2ZM2 188H1V190H2ZM13 188V189H14ZM70 188H71V186H70ZM84 187H82V189H83ZM95 187H93V189H94ZM98 188V187H97ZM110 188H112V187H110ZM109 188V189H110ZM128 188V187H127ZM177 188V187H176ZM194 188H195V186H194ZM222 188V187H221ZM237 188V187H236ZM240 188H242L241 186H240ZM18 189V188H17ZM72 189V188H71ZM74 189H76V190H79V189H77L76 187H74ZM73 189V190H74ZM82 189H80V191H82ZM122 189V188H121ZM126 189V188H125ZM137 189V188H136ZM146 189V188H145ZM178 189V188H177ZM176 189V190H177ZM199 189V188H198ZM197 189V190H198ZM201 189V188H200ZM212 189H213V187H212ZM220 189V188H219ZM232 189V188H231ZM242 189H244V188H242ZM250 189V188H249ZM1 190H0V192H1ZM87 190V189H86ZM90 190H92V188L90 189ZM102 190V189H101ZM106 190V189H105ZM115 190H117L116 188H115ZM223 190V189H222ZM236 190H238V189H236ZM3 191V190H2ZM87 191H89V189L87 190ZM94 191V190H93ZM93 191H91V192H93ZM104 191V190H103ZM123 191V190H122ZM146 191V190H145ZM190 191V190H189ZM239 191V190H238ZM6 192V191H5ZM16 190H15V193H14V195L16 194ZM19 192V191H18ZM72 192V191H71ZM74 192H75V190H74ZM74 192H72V193H74ZM94 192H99V190L98 191H94ZM105 192V191H104ZM107 192H109V191H106V193ZM119 192V191H118ZM174 192V191H173ZM178 192V191H177ZM198 192H199V190H198ZM202 192V191H201ZM210 192V191H209ZM234 192V191H233ZM9 193H13V192H9ZM22 193V192H21ZM85 193V192H84ZM87 193V192H86ZM103 193V192H102ZM106 193H103V194H106ZM123 193H124V191H123ZM122 193V194H123ZM172 193V192H171ZM259 193V192H258ZM7 194V193H6ZM5 194V195H6ZM20 194V193H19ZM68 194V193H67ZM96 194V193H95ZM99 194V193H98ZM108 194V193H107ZM176 194V193H175ZM203 194H204V192H203ZM0 195H1V193H0ZM16 195H18V193L16 194ZM23 195H27V194H25V192L23 193ZM68 195H70V194H68ZM100 195V194H99ZM102 195V194H101ZM110 195V194H109ZM109 195L107 196V197H109ZM114 195V194H113ZM119 195H120V193H119ZM144 195V194H143ZM178 195V194H177ZM191 195V194H190ZM193 195V194H192ZM200 195H201V193H200ZM221 195H222V193H221ZM220 195V196H221ZM233 195V194H232ZM235 195H237V194H235V192H234V196ZM261 195V194H260ZM22 196V195H21ZM24 196V197H25ZM78 196H80L79 195V192L78 191H76L75 192V194L72 196V198H71V200H70V204H69V206H71V208L72 209H74V207H75V205L77 206V204H76V200H77V198H78ZM106 196V195H105ZM117 196V195H116ZM116 196H114V197H116ZM220 196H218V197H220ZM229 196V195H228ZM231 196V195H230ZM238 196V195H237ZM259 196V195H258ZM1 197V196H0ZM17 197H18V199H19V196H16L15 198L17 199ZM28 197V198H29ZM94 197H95V195H94ZM101 197V196H100ZM174 197V196H173ZM176 197V196H175ZM181 197V196H180ZM197 197V196H196ZM201 197V196H200ZM233 197V196H232ZM236 197V196H235ZM239 197V196H238ZM7 198V197H6ZM9 198V197H8ZM28 198H26V201H27V199ZM80 198V197H79ZM92 198V197H91ZM105 197H103V199H104ZM110 198V197H109ZM108 198V199H109ZM126 199L128 198V197H125ZM131 198V197H130ZM129 198V199H130ZM177 198V197H176ZM176 198H175V200H176ZM193 198H195V197H192V200H193ZM199 198V197H198ZM208 198V197H207ZM13 199V198H12ZM15 199V200H16ZM17 199V200H18ZM23 199V198H22ZM81 199V198H80ZM106 199V198H105ZM111 199V198H110ZM115 199H117L119 202H120V200L121 199H118V196L115 198ZM124 199V198H123ZM128 199V200H129ZM179 199H181V198H179ZM202 199V198H201ZM200 198H199V200H201ZM217 199H219V198H217ZM217 199H216V201H217ZM226 199V198H225ZM225 199H223L222 200V202L224 203V200ZM14 200V199H13ZM14 200V201H15ZM24 200V199H23ZM101 200H102V197H101ZM184 200V199H183ZM183 200H181V202H183ZM198 200V201H199ZM203 200V199H202ZM238 200L240 201V198H238ZM90 201V200H89ZM100 201V200H99ZM106 202H107V200H105ZM111 201V200H110ZM112 201H113V199H112ZM123 201H125V200H123ZM135 201V200H134ZM177 201V200H176ZM178 201H180V200H178ZM194 201H195V199H194ZM197 201V202H198ZM219 201H221V200H219ZM239 201H237L238 203H239ZM243 201V200H242ZM10 202H13V201H10ZM16 202V201H15ZM68 202H69V200H68ZM67 202V203H68ZM85 202H87V201H85ZM103 202V201H102ZM114 202V201H113ZM129 202V201H128ZM191 202V201H190ZM196 202V201H195ZM196 202V204L197 205H195V207L197 206H200V205H198V204H200L201 202L199 201V203H197ZM218 202V201H217ZM234 202H236V201H233V203ZM236 202V203H237ZM241 202V201H240ZM95 203V202H94ZM112 203V202H111ZM120 203H122V200H121V202ZM120 203H118V204H120ZM194 203V202H193ZM192 203V204H193ZM219 203V202H218ZM236 203H235V205H236ZM9 204V203H8ZM17 204V203H16ZM22 204V203H21ZM98 204V203H97ZM97 204L95 203V206L97 207ZM101 204V203H100ZM124 204V203H123ZM136 204V203H135ZM178 204H180V203H178ZM221 204V203H220ZM220 204L218 205V206H220ZM3 205V204H2ZM2 205H0V206H2ZM4 205H5V202H4ZM3 205V206H4ZM13 205H15V204H13ZM19 205V204H18ZM25 205V204H24ZM114 205V204H113ZM140 205H141V203H140ZM177 205V204H176ZM210 205V204H209ZM212 205V204H211ZM215 206H217L216 204H214ZM231 205V204H230ZM238 205V204H237ZM93 206V205H92ZM99 206V205H98ZM101 206H103L104 207V205L102 204ZM122 206V205H121ZM121 206H119V208H117V209H120L119 210V215H117V213H115L116 215H117V218L116 219H114V216H112V214H114L113 212H114V209H112L111 208V206H110V204H106V206L104 207V211H106L105 213H108V211H110V210H113V212L112 213H110V214H108V217H109V215H111L110 216V218H108V220H109V224H108V221L106 222L105 221V223H107L106 225H107V227H109V225H110V232L111 233H113V234H115V235H117L118 236V238L119 237H121V238H119L120 239V243H119V241H117L116 242V245L118 246V245H120L119 247H117L118 248V250H117V256H118V259H117V261H116V264H129V259H128V248H127V244H129V242H127V241H129L130 239H127L128 237H130L129 235H128V233H129V226H128V221H130V220H128L129 218H128V216H127V211H126V209H125V207H124V205H123V207L124 208H120ZM131 206V205H130ZM179 206V205H178ZM202 206H204V204L202 205V203H201V208H202ZM11 207V206H10ZM20 207V206H19ZM96 207H92L93 208V210L94 211H96V210H98V209H95ZM102 207V208H103ZM116 207H118V205H117V203H116ZM115 207V208H116ZM128 207V206H127ZM209 207V206H208ZM214 207V206H213ZM260 207V206H259ZM9 208V207H8ZM68 208V207H67ZM76 208V207H75ZM83 209H84V207H82ZM91 207L89 208V210L90 209H92ZM130 208V207H129ZM128 208V209H129ZM132 208V207H131ZM130 208V209H131ZM135 208V207H134ZM133 208V209H134ZM145 208V207H144ZM178 208H180V207H178ZM199 208V207H198ZM200 208V209H201ZM221 208H222V206H221ZM247 208V207H246ZM249 208H252V207H249ZM13 209V208H12ZM19 209V208H18ZM20 209H21V207H20ZM68 209H70V208H68ZM72 209H71V212H72ZM116 209V210H117ZM136 209H138V208H136ZM135 209V210H136ZM182 209V208H181ZM180 209V210H181ZM197 209V208H196ZM195 209V210H196ZM204 208H202V210H203ZM219 209V208H218ZM223 209H225V208H223ZM0 210H1V207H0ZM3 210V209H2ZM79 210V209H78ZM88 210V211H89ZM116 210H115V212H116ZM139 210H140V208H139ZM141 210H143V209H141ZM145 210V209H144ZM194 210V211H195ZM199 210V209H198ZM210 210V209H209ZM220 211L222 210V209H219ZM229 210V209H228ZM234 210H238V208L237 209H234ZM233 210V211H234ZM12 211V210H11ZM22 211H23V209H22ZM23 211V212H24ZM70 211V210H69ZM74 211V210H73ZM94 211H89V212H91V213H93ZM98 211H100L101 212V210L99 209ZM98 211H96V212H98ZM133 211V210H132ZM214 211H218V210H214ZM222 211H224V210H222ZM252 211V210H251ZM20 211H18V213H19ZM59 211H57L56 213H58ZM118 212V211H117ZM143 212V211H142ZM141 211H140V213H142ZM192 212V211H191ZM199 212V211H198ZM201 213H199V215L200 214H202L203 213V211H200ZM206 212V211H205ZM215 212V213H216ZM226 211H224V213L223 214H226L225 213ZM256 212V211H255ZM10 213V212H9ZM21 213H19V215L21 214ZM66 213V212H65ZM70 213V212H69ZM68 213V214H69ZM74 212H72L71 214H73ZM78 213V212H77ZM95 213V212H94ZM94 213H93V215H94ZM99 213V212H98ZM145 213V211L143 212V214ZM214 213V212H213ZM214 213V214H215ZM218 214L220 213L219 211L217 212ZM216 213V215H218ZM259 213V212H258ZM3 214V213H2ZM81 214V213H80ZM101 214V213H100ZM138 214V213H137ZM195 214H198V213H195ZM209 214V213H208ZM211 214V213H210ZM213 214V215H214ZM221 214V213H220ZM219 214V215H220ZM223 214H221V215H223ZM228 214V213H227ZM9 214H7L6 216H8ZM18 215V216H19ZM59 215H60V212H59ZM66 215H67V213H66ZM74 215H77L76 213L74 214ZM102 215V214H101ZM115 215V216H116ZM129 215V214H128ZM139 215V214H138ZM216 215H215V217L214 218H216ZM246 215V214H245ZM259 215V214H258ZM16 216V215H15ZM21 216H23V215H21ZM69 216V215H68ZM72 216V215H71ZM103 216V215H102ZM101 216V218H103ZM140 216V215H139ZM178 216V215H177ZM196 216H198V215H196ZM201 216V215H200ZM249 216V215H248ZM11 217H12V213H11ZM36 217V216H35ZM48 217V218H47ZM79 217V216H78ZM83 217V216H82ZM86 217V216H85ZM89 217H91V215L89 216ZM93 217V216H92ZM96 217V216H95ZM138 217V216H137ZM187 217V216H186ZM205 217V216H204ZM212 217V216H211ZM219 217H221V219H223V217H225V215H223V217L222 216H219ZM219 217H217V219H219V220H221ZM228 217V216H227ZM226 217V218H227ZM233 217H234V215H233ZM254 217H255V215H254ZM34 218V217H33ZM55 218V217H54ZM60 218H62V217H60ZM65 218H67V216H65ZM72 218H73V216H72ZM74 218H75V216H74ZM80 218V217H79ZM97 218V217H96ZM96 218H92L93 220H95ZM98 218L100 219V220H102L101 218H100V216L98 215ZM105 218V217H104ZM128 218V219H127ZM134 218V217H133ZM141 218H142V216H141ZM200 219H202V220H208V218L206 219H203V218H201V217H199ZM199 218H197V219H199ZM226 218L225 219H223V220H221L222 221V224H218V223H216V222H214L213 220H215V219H213L212 221L215 223H213L214 224V226L212 225V223H211V225H212V232H214V234H215V238H214V240L212 241V242H210L209 241V243H206V242H208L207 240L208 239H205L206 240V242L204 241V239H203V237L202 236H204V235H201V237L197 240V242H196V244L194 245V243L195 242H193V250H194V252H197L198 253V255H200L201 254V256H203V253L204 254H206L207 255V253H209V256H210V254H211V256H213L214 255V257H215V259H216V261L217 260H219V263L221 264V263H223L224 261L223 260H225V258H227L228 257V255H227V257H225L224 255V253L226 252H224L223 251V248H224V244H226L227 242H223L222 240L223 239H221V238H223L224 237V235L223 234H225V235H229L228 237L226 236L225 237V239H227L228 238V240H229V242H230V245H231V251H232V253L234 254V255H236V257L237 256H240L241 255V252L242 251H239V250H242V249H240L239 247H243V241H245V240H242V238L245 236H243V232L245 231H243L242 229H240L239 227H237V222L235 223V227L234 226H232L233 225V219H232V225H230L231 227H225V225H223V221L224 220H226ZM245 218H246V216H245ZM251 218V217H250ZM262 218V217H261ZM12 219H13V217H12ZM34 219H36V218H34ZM38 219H36V221H38ZM91 219V218H90ZM217 219H216V221H217ZM235 219V218H234ZM238 219V218H237ZM237 219H235L236 221H237ZM247 219V218H246ZM252 219H254V218H252ZM75 220V219H74ZM73 220V221H74ZM93 220H89V222L90 221H93ZM97 220V219H96ZM95 220V221H96ZM106 220V219H105ZM201 220V221H202ZM209 220H211V219H209ZM208 220V221H209ZM260 220V219H259ZM32 221H35V220H33L32 219ZM62 221L63 222H65L66 220L64 219H62ZM88 221V220H87ZM98 221V220H97ZM132 221V220H131ZM130 221V222H131ZM197 221V220H196ZM198 221H200V220H198ZM201 221H200V223H201ZM207 221V222H208ZM228 221V220H227ZM226 221V222H227ZM248 221V220H247ZM254 221V220H253ZM28 222V223H29ZM63 222L62 223H60V224H63ZM68 222V221H67ZM75 222H77V221H75ZM83 222V221H82ZM101 222H104V220H102ZM100 222V224H102ZM119 223V227L118 228H116L115 227V224L116 223ZM183 222V221H182ZM194 222V221H193ZM207 222H205L206 223V225H207ZM218 222V221H217ZM230 222V221H229ZM229 222H227V223H229ZM32 223V222H31ZM31 223H29L30 225H31ZM69 223V222H68ZM91 223V222H90ZM105 223H103L102 225H104V226H106L105 225ZM184 223V222H183ZM195 223V222H194ZM200 223L198 222V225H200ZM205 223L203 222V227L205 226ZM219 223H220V221H219ZM230 223V224H231ZM238 223H240V222H238ZM28 224V225H29ZM33 224H35V222L33 223ZM39 224V225H40ZM70 225H74V224H72V223H69ZM77 224V223H76ZM81 223H80V221H79V225H80ZM94 224V223H93ZM196 224V223H195ZM202 224V223H201ZM217 224V225H216ZM59 225V224H58ZM63 225H67V223H65V224H63ZM78 225V226H79ZM97 225V224H96ZM208 225H210V221H209V223H208ZM210 225V226H211ZM34 226V225H33ZM67 226H69V225H67ZM169 226V225H168ZM229 226V225H228ZM238 226H239V224H238ZM250 226V225H249ZM16 227V228H17ZM32 227V226H31ZM75 227V226H74ZM82 227H84V226H82ZM82 227H81V229H82ZM100 227V226H99ZM106 227V228H107ZM167 227V226H166ZM251 227H252V225H251ZM250 227V228H251ZM57 228V227H56ZM86 228V227H85ZM84 228V229H85ZM88 228V227H87ZM134 228V227H133ZM200 228V227H199ZM205 229L204 230H209L210 231V227H208L209 229H206V227H204ZM227 228H228V230H227ZM243 228V227H242ZM58 229V228H57ZM69 229V228H68ZM75 229V228H74ZM80 229V228H79ZM83 229V230H84ZM132 229V228H131ZM173 229V228H172ZM171 229V230H172ZM184 229V228H183ZM201 229H202V225H201ZM17 230V229H16ZM19 230V229H18ZM29 230V231H28ZM60 230V229H59ZM78 230V229H77ZM106 230V229H105ZM104 230V231H105ZM174 230V229H173ZM13 231V230H12ZM90 231V230H89ZM133 231H134V229H133ZM185 231V230H184ZM202 231V230H201ZM208 231V232H209ZM228 231V232H227ZM252 231V230H251ZM9 232V231H8ZM14 233H15V230L13 231ZM22 231L20 230V235L22 236V234L23 233H21ZM37 232V231H36ZM67 232V231H66ZM78 232V231H77ZM83 232V231H82ZM81 231H80V234H83ZM109 232V233H110ZM170 232V231H169ZM200 232V231H199ZM203 232V231H202ZM207 232V233H208ZM249 232H250V229H249ZM1 233V232H0ZM3 233V232H2ZM1 233V234H2ZM16 233H18V232H16ZM32 233H34V232H32ZM32 233L29 235V236H31L32 235ZM65 233V232H64ZM99 233V232H98ZM185 233H186V231H185ZM207 233H205V231L203 232V234H207ZM18 234V235H19ZM27 234V235H28ZM61 234V233H60ZM63 234V233H62ZM68 234V233H67ZM67 234H65L66 235V239H64L63 241H65L66 240V244H67V246H65V248L63 249V250H65L66 249V247H68V249H69V251H70V255H71V257H70V259H71V261L69 262V259L67 260L68 262V264H80L81 263V261H82V259H84L85 257H84V252H83V243L84 242H82V244H81V242H80V239H81V241H82V237H80V239H79V236H78V234H76L75 232H74V230L72 229V227H70V231H69V234L67 235ZM79 234V235H80ZM87 234V233H86ZM105 234V233H104ZM108 234V233H107ZM106 234V236H108ZM130 234H131V232H130ZM200 234V233H199ZM198 234V235H199ZM209 234V236H211V237H213L214 235H213V233H212V235H211V231H210V233H208ZM207 234V235H208ZM246 234V233H245ZM254 234V233H253ZM9 235H11V234H9ZM26 235V234H25ZM115 235H113L111 238L112 239H115V240H117V236L116 237H114ZM223 235V237H221ZM247 235V234H246ZM7 236H8V234H7ZM29 236L27 237V239L29 240ZM63 236H64V234H63ZM102 236H103V234H102ZM128 236V237H127ZM206 236V235H205ZM26 236H23V238H25ZM40 237H38L39 239H41ZM83 237H86V236H83ZM105 236H103V238H104ZM109 237V236H108ZM211 237H209V238H211ZM247 237V236H246ZM245 237V238H246ZM10 238V237H9ZM15 238H17V235H16V237ZM15 238H14V240H15ZM20 238V237H19ZM22 238V237H21ZM22 238V239H23ZM32 238V236L30 237V239ZM60 238V237H59ZM106 238V237H105ZM171 238V237H170ZM195 238V237H194ZM197 238V237H196ZM206 238V237H205ZM2 239V238H1ZM12 239V238H11ZM26 239V238H25ZM38 239V240H39ZM41 239V240H42ZM84 239V238H83ZM86 239V238H85ZM84 239V240H85ZM93 239V238H92ZM108 239V238H107ZM118 239V240H119ZM182 239V238H181ZM185 239V238H184ZM224 239V240H225ZM248 239V238H247ZM246 239V240H247ZM263 239V238H262ZM20 240V239H19ZM24 240V239H23ZM83 240V241H84ZM212 240V239H211ZM264 240V239H263ZM11 241H13V240H10V241H7L6 240V238L3 240H0V248L2 249V250H0V264H15V262H13L12 260H14L13 259V257H17V259H18V252H16V250H15V247L13 246L14 245V243L12 244V242ZM114 241V240H113ZM250 241V240H249ZM101 242H102V240H101ZM109 242V241H108ZM175 242V241H174ZM192 242H191V245H192ZM16 243V242H15ZM119 243V244H118ZM164 243V242H163ZM173 243V242H172ZM185 243H187V242H185ZM210 243H212V244H210ZM245 243V242H244ZM248 243V242H247ZM22 244H23V242H22ZM57 244V243H56ZM55 244V245H56ZM85 244V243H84ZM88 244V243H87ZM101 244H103V243H101ZM228 244V243H227ZM250 244H252V243H250ZM19 245H21V244H18V246L15 244V246H17V247H19ZM33 245V244H32ZM36 245V244H35ZM34 245V246H35ZM62 245V244H61ZM105 245V244H104ZM112 245H114V244H112ZM162 245V244H161ZM64 246V245H63ZM86 246V245H85ZM84 246V247H85ZM96 246V245H95ZM99 246H101L102 247V245H99ZM107 245H105V246H103V247H105V250H106V252L105 251H103L104 252V254L106 255L107 254V257L109 256V254L108 253H111V252H109V251H111L110 250V247L109 246H107ZM177 246V245H176ZM21 247V246H20ZM41 247V246H40ZM87 247V246H86ZM85 247V248H86ZM115 247V246H114ZM113 246L111 247V248H114ZM167 247V246H166ZM185 247V246H184ZM183 247V248H184ZM186 247H188V246H186ZM247 247V246H246ZM246 247H244V248H246ZM253 247V246H252ZM39 248V247H38ZM90 248V247H89ZM89 248H87V249H89ZM189 248V247H188ZM236 248H239V250H237ZM19 249H21V248H19ZM22 249H23V247H22ZM22 249H21V252H20V254L22 253ZM28 249V248H27ZM31 249H32V251H31ZM40 249V248H39ZM96 249V248H95ZM100 249V251H102V248H99ZM104 249V248H103ZM178 249V248H177ZM186 249V248H185ZM263 249H264V247H263ZM56 250H58V249H56ZM98 250V248L96 249V251ZM114 250V249H113ZM112 250V251H113ZM171 250V249H170ZM168 250V252H173L174 250ZM179 250V249H178ZM226 250V249H225ZM25 251H26V249H25ZM29 251V250H28ZM44 251V252H43ZM59 251H61V249H60V247H59ZM115 251H116V247H115ZM182 251V250H181ZM185 251V250H184ZM228 252H229V250H227ZM64 252V251H63ZM63 252H62V254H63ZM86 252V251H85ZM99 252V251H98ZM98 252H96L97 254H98ZM183 252V251H182ZM50 253V254H49ZM59 253V252H58ZM130 253V252H129ZM187 253V252H186ZM200 253V254H199ZM16 254H18V255H16ZM30 254V255H29ZM60 254V253H59ZM85 254H88V253H85ZM90 254V253H89ZM100 254V253H99ZM168 254H170V253H168ZM232 254V258L234 259V255ZM245 254V253H244ZM247 254V253H246ZM7 255H9L10 257H12V255H14L11 259V261H12V263H10L8 260H7ZM29 255V256H28ZM56 255H58V254H56ZM66 256H68L69 255V252H68V255L67 254H65ZM65 255L63 254V258L65 257ZM91 255V254H90ZM104 255V256H105ZM111 256H112V254H110ZM167 255V252H166V254H165V256ZM171 255V256H170ZM169 256H163V257H165V260H164V262H167L168 260H170L171 262H173V264H187V262L186 261H183V258H182V261H179V259H178V255L179 254H175V252L174 253H172V254H170ZM248 255H249V253H248ZM23 256H24V259H23ZM60 256V255H59ZM88 256V255H87ZM94 257H95V255H93ZM101 256V255H100ZM104 256L102 257V258H104ZM190 256V255H189ZM84 257V258H83ZM96 257H97V255H96ZM110 257V256H109ZM113 257V256H112ZM112 257H110L111 259H112ZM230 257V256H229ZM228 257V258H229ZM20 258V257H19ZM69 258V257H68ZM98 258V257H97ZM100 258V257H99ZM106 258V257H105ZM117 258V257H116ZM181 258V257H180ZM250 258V257H249ZM28 259V258H27ZM65 259V258H64ZM90 258L88 257V260H89ZM93 259V258H92ZM101 259V258H100ZM109 259V258H108ZM115 259V258H114ZM164 259V258H163ZM162 259V260H163ZM204 259V258H203ZM243 259V258H242ZM21 260V259H20ZM87 260V259H86ZM103 260H105V259H103ZM188 260V259H187ZM232 260V259H231ZM235 260V259H234ZM31 262L33 261V259L32 260H30ZM83 261H85V260H83ZM93 261H94V259H93ZM96 261V260H95ZM94 261V262H95ZM112 261V260H111ZM111 261L109 260V261H104L103 263H101V262H97V263H95V264H111ZM169 261V262H170ZM210 261V260H209ZM19 262V261H18ZM30 262V263H31ZM33 262V263H34ZM93 262V263H94ZM113 262V261H112ZM188 262H190V261H188ZM192 262V261H191ZM22 263L24 264V262L22 261ZM28 263V262H27ZM32 263V264H33ZM83 263V262H82ZM20 264V263H19ZM29 264V263H28ZM113 264V263H112ZM157 264V263H156ZM164 264H166V263H164ZM169 264V263H168ZM172 264V263H171ZM189 264V263H188ZM192 264V263H191ZM197 264H199V263H197ZM211 264V263H210ZM213 264V263H212ZM217 264V263H216Z\"/></svg>",
    "mask_w": 264,
    "mask_h": 264
}]
</instances>
